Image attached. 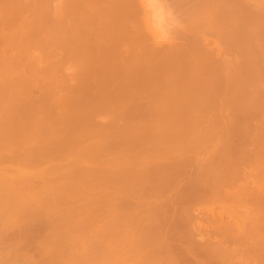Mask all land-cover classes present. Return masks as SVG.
Returning <instances> with one entry per match:
<instances>
[{"label":"bare ground","instance_id":"bare-ground-1","mask_svg":"<svg viewBox=\"0 0 264 264\" xmlns=\"http://www.w3.org/2000/svg\"><path fill=\"white\" fill-rule=\"evenodd\" d=\"M1 1L2 3H0V17H2V20L4 21V23L0 18V22L2 21L1 22L2 25L0 23V26L1 27L6 26V28L3 27L2 29H0L1 30L0 31V115L2 117L0 120L2 122L1 123L2 125L0 124V204L1 205L7 204L8 206L10 204L11 207H13L12 205H15L14 207H16L19 204V205H22L21 211L22 210L25 211L23 206L25 205L28 206V204L34 203L36 205L35 207L33 205H29V206L31 207L33 206L34 207L33 209L36 211L37 214H38V211L40 210L43 211L39 213H43L42 214L44 215L43 220L44 219L47 220V223H48L47 225H51L52 229H54L52 224L55 227L56 226L57 227L54 231L52 229H51L52 230L51 232L48 230L49 231L48 235L47 234H46L47 236L44 235L45 237H43L42 239L43 241L41 242V244L44 243L46 249L48 250L45 249L44 245L43 246L41 245L40 248L39 247L37 248V250L44 248L45 253L42 250H40L45 254L43 255L44 257L41 256L43 253H41L40 251L39 252L41 253V255H39L38 251H36L37 255L35 253L34 255H32V251L29 252L28 250L27 251L31 253L30 255L27 252H24V253L19 252L21 250V246L23 247L24 245L23 243H20V242H17V244H21L20 247L18 245L17 247L19 248L17 249L16 246H14L15 250L12 251L13 244H11L10 241L12 242L13 240H11L10 238L14 237L16 233L12 237H8L10 236V234L7 231L10 229L8 230L6 229V231H2L4 234H6V236L4 235L5 237L4 236L2 237L1 235L2 233L0 234V236L2 237L1 238L2 240L0 241L5 240L4 242H2L3 246H2V243H0L1 244L0 246L2 247V248L0 247V251L4 247H7V246H8V249L10 250L11 249L10 246H12L11 251L14 253L11 254L10 253L11 251L9 252L8 250L9 253L6 252L7 253L6 254V253H2L3 251L2 250L0 252V264H7L10 262H11L10 264H13V262L14 263L17 262L16 259L17 258L19 259L20 256H21V259L22 258L24 259L25 264H34V262H36L35 264H42V263H39L40 257H42L43 259L45 258L44 260H42L41 258V261L43 263L45 262L44 264H61V263L62 264H205V261H207L210 257H213L214 255H216L217 252H214L215 251L214 248L216 249V246L219 245L216 251L217 250L222 251L221 249L223 245L222 244L223 241L222 243L218 242L217 238H219L220 236L217 237L216 233L218 232L216 230H214V234H213V237H215L216 242L215 241L212 242L214 239L211 238L212 239L211 243L213 244L211 243H210L211 245L209 244L211 239L210 240L208 239L212 235L209 236L206 232H208L209 230L212 231L211 229L207 227L208 225L207 222H209L211 218L215 219V221L213 222L212 220V222L213 224L214 223L216 224L217 219H218L217 221L218 223L220 222L219 221L220 218L222 219L224 214L228 213L229 215L225 214V220L227 216V220L228 218H230V220L232 219L235 221L237 220V222L239 221L241 223L244 217H247V218L250 217L251 219L250 218L248 219H250L251 221L248 219L247 220L251 222L250 226L253 225V228L255 227L254 223L255 225H257V223L261 219L264 225V220H263L264 213L262 212L264 211L262 210V208H264V199H263L264 198V189H263L264 185L262 182L261 183L258 182L259 186L260 184H262L261 185L263 186V188H261L262 190L256 186L258 185L257 180L258 181L261 180V178H259L261 177V175L259 174L260 173L264 174V163H262L264 161V150H263L264 144L259 146L261 143H264V122H263L264 121V102H263L264 101L263 99L264 90H262L261 87L260 89L258 86H253V88L256 87L255 89H253L250 87L251 85L248 84L250 87V91L247 85H246L247 89H245L247 91H245L243 89L244 87L240 88L237 86L239 83H242L243 80H240L239 78H236L237 80L236 79L234 80L231 77L232 73L234 72L242 73L246 70H249L247 67L251 62L253 64L261 63L262 53L264 52V44L263 43L259 44L258 42L260 41L262 42V40H264V0H181L182 4L184 2L186 5H188V7L186 6L187 8L186 7L182 8V11L190 19L188 18L189 20L185 21L186 23H184L185 27H184V32L182 36L179 35L185 40V42L184 43L182 42V44L179 42L181 44V46L179 45L180 47H178L179 49L176 47L175 42H168L167 44H164L165 41L163 43H160L161 41L158 40L157 42L156 38L153 39L152 37L154 41L151 38H150L151 39L150 41L148 40V38L145 37L146 34L144 35L142 30L147 28L146 26L150 24V21L153 22V20L151 19L158 21L160 18V17L158 18V16L160 15L157 14V11L150 15H148L147 13L143 18L140 16L142 19L139 17L141 19L140 21L138 17L135 16V13L137 9L139 8L138 6H136V3L134 0H66L68 2H65L63 0L64 4L60 6L58 5V7L55 8V11L52 10V12L54 11L53 13L54 24L56 25L64 24V26H66V24L71 25V23L73 24L76 23V25L77 23H79V25L83 23L85 26L83 28L81 27V29H83L82 33H80L78 36L74 38L71 37V39L65 38L66 37L65 36L62 39L57 37L52 40H42V41L40 40L39 42L37 41L33 42L32 37L30 38V36H32L31 35L32 29L30 27V25H32L31 24L32 21L29 23V26H27V22L25 21L26 26H27L25 27L28 29L24 27L25 23H23V27L20 28L22 31L20 32L21 33L20 36L16 31V28L18 27L15 28L14 31H16V33L19 36L17 38L16 36H14L16 34L13 31L14 28H10V27H12L11 23L13 19L17 18V16L20 17L19 15H22L24 12H26L27 9L29 10V8H31V10L32 11L34 10L35 13L36 11H39V8H41L40 5H42L41 1L40 0H32V1L31 0H25V1L24 0H17V1L0 0V2ZM28 1L30 2V5ZM39 1L41 4H38ZM178 1L181 2L180 0H176V2ZM44 2L45 1H43V4L45 5ZM8 3L10 4L14 3L16 7L14 6V4L12 5V7L14 6L15 9L17 10L15 11L14 7L13 8L9 7L10 5ZM150 3L151 5L154 4V6L157 5L158 8L160 7L158 5L159 3L157 4V1L155 3L154 1H151L147 4H150ZM173 4L176 5L175 3ZM173 4L172 6H174ZM157 6L156 8L154 7V11L158 10ZM148 7L152 8V6L150 5L147 6V8ZM10 8L13 10H10ZM5 9H7L8 11L10 10V11L8 12ZM161 9H159L160 12L163 11V10L161 11ZM1 10L2 12H4L5 10V12L7 13L5 14V16L7 17L10 16L13 18L12 19L9 17L10 19H12V21L9 22L10 27L7 26L8 21L4 20L5 18L3 17L5 16L1 14L2 13ZM41 10L42 9H40V11ZM77 11L78 12L81 11V13H79L80 14L79 16L75 14ZM90 11H92V13H89ZM148 12H149V9H148ZM142 13H144V11ZM162 13L161 15H164ZM75 15L76 17L77 16L78 17L76 18ZM86 15L87 17H84ZM140 15H144V14H140ZM10 19L8 20L10 21ZM38 19L40 18L38 17ZM185 19L187 18L185 17ZM35 22H33L34 26H35ZM40 22L41 21L38 22L39 25H40ZM142 22L145 28H142L143 27L141 26ZM160 22L161 21L159 20L158 23ZM42 25H44V22L42 23ZM152 26H153V23H152ZM8 28H9L10 34L8 31L7 32L5 31V33L2 32V30L4 29L8 30ZM60 28L62 29V27ZM76 28L78 29L77 26ZM12 31L14 32V34ZM145 32L147 33V30ZM43 33H45V31ZM150 33H151L150 35L152 36L153 35L152 31ZM28 34L30 36H28ZM13 37H15V41H16L14 43H13L14 41ZM211 38L223 39L225 41V47L216 48L214 50L211 49L210 48ZM7 40H9V42L11 40V42L8 43ZM5 41H6V44L8 43L7 46H4ZM253 42L258 43V45L255 44L256 46L252 47L250 43H253ZM25 45L31 48L33 45H36L35 48L39 47L38 50H40L36 54L34 52L32 53V51L28 52L27 54H30L28 61H27V58L23 57V56L28 57L26 52H23L21 54L19 53L20 55L14 54V50H16L17 47L22 48L20 46H24L27 49V46ZM165 45H166V48L168 47L169 53L168 51H166L168 49H165ZM175 47L177 48V50H173ZM48 48H50L51 50L49 52L45 51V49H48ZM9 51L11 53H9ZM50 53L53 55L51 60L49 59ZM34 54L35 56H33ZM187 58H190V59H187ZM186 59L188 61H186ZM23 61L29 65L30 71L34 70V72L41 71L43 67L51 66L50 68L52 72L54 73V74L52 73L53 79L51 78L53 81L50 80L52 83H50L49 81L50 84H46V82L44 83L43 82L44 80H42L39 77L36 78L38 80L35 79V82H34V79L32 81V79L29 78L28 76L27 78L26 73L29 71V69H25L24 71L21 70V73L20 71L19 73L16 72L17 70L14 69L15 66L18 67V66L24 65L25 68L28 66V65H25ZM67 64H68L67 70H69V76H67L68 80H64L65 78L59 77V73L62 71L61 67L63 69L64 67H66ZM49 67L47 68L50 69ZM258 69L256 65L257 74L260 73L258 72ZM26 70L28 71L26 72ZM44 70L46 69L44 68L43 71ZM171 70H176L177 74L176 75L174 74L175 76L173 78H168L169 80H165L166 73H168V71H171ZM256 71H254V73H256ZM262 71L258 75L260 76L264 75L263 74L264 72ZM13 72L17 73V76L19 77V81L17 80L18 81L17 84L16 83H15L16 85L13 84V87H12V83L10 82L11 81L10 79L14 78V76L16 77V75L11 77L13 75ZM97 74L102 76L101 78L102 80L100 78L98 79L97 77V79L100 80L99 82L94 80V77ZM37 75L40 76V74H37ZM255 76H254V79H252L253 77L251 76L252 77L251 79L257 81L256 80L257 77L255 78ZM260 76H259V79H260ZM33 78L35 77L33 76ZM246 80L248 79H245L244 81L247 82ZM250 80H248V83L252 84L253 81L251 82ZM229 82H230V85L233 84L235 87L233 85H231L230 87L228 85ZM253 83L255 84L257 82H253ZM228 86L229 88H232V89H229ZM33 88H35V90L38 89L39 94H40L38 97L36 96V99L38 98L40 99V100L38 99V101H40V104H38L37 102L38 105H36L37 107L35 108L36 109L35 112H38L40 114L44 112L43 118L40 119L39 123H41L42 120H44V117L50 119V115H51V119L53 118L52 116H54V118L52 120L51 119L49 120L50 123L48 122V119L46 122L45 120L43 121V123L45 122L44 124L41 123L39 125V123L37 122L39 126L35 124V128L34 126L33 127L25 126L26 123L24 124V119H20L19 120L20 122L17 124H14V123L10 124L11 122L10 120L14 121L13 118L10 119L11 117L15 115L16 116L20 115L19 117H21L25 114L26 107L29 103L26 100L32 96L31 90ZM182 89H185V90H182ZM220 89L222 91L223 90L225 91L227 89L226 93L228 92V90L232 91V93L230 91L229 94L228 93L225 94L226 96L223 98L224 100L222 99L223 101H225L226 98H228L229 101L231 100L233 104V102H235L237 99L242 98V96L243 97L244 95L251 96L253 94L252 98L254 99V103L251 101L253 104L251 103L250 104L251 106L250 105L247 106V108L244 109L245 111L242 110L244 107L241 109L242 111L245 112L244 114L242 111H240V109H237L236 107L237 103L235 106L236 108L231 105H230V108L228 107L229 109L226 107V105L222 106V108L226 107L229 110V111L226 110V112L228 113H230V109H233L231 110V113L232 111L234 112V108H235L234 118L232 119L230 117L227 120L224 118V114L226 113L224 112L225 109L224 110L221 109L218 112L219 104L215 101L217 97L216 99L215 98L211 99V101L214 100L215 103L213 101L212 102L209 101L210 103H207L206 101H208V99H206L205 101L207 104H204L205 102L204 103L202 102V104L195 102L197 101L198 98H203V95L206 93L208 94L210 93L211 95H213V97L215 95L217 96L218 92L219 93L222 92ZM181 91H182V94L180 93ZM184 91H191L192 94H190L189 96V94L186 92L188 94L187 95ZM211 95H208V96L211 97ZM50 96L53 99L51 102H47V98H49ZM20 97H22L23 100L20 99ZM16 98H19L22 101L17 102L19 100L18 99L15 102L14 100ZM204 99L205 98H203V100ZM93 100L95 101L90 103V101H93ZM185 100L187 101L186 103H185ZM85 103H88L89 107L86 106L87 107L86 108ZM214 104L217 106V108L213 107ZM191 105L193 108H191ZM210 106H211V109L212 108L217 109L216 110L217 112H215L214 116H211V115L210 117L209 115L208 116L205 115V116L207 118L209 117L208 119H211L212 121L215 120L216 122L223 123V128L221 127V130L225 131L224 135L227 134L225 135V137L226 136L228 137L227 141L225 140L226 139L225 137L221 136L223 135V131H221L219 135V134H215L213 130H211V132L207 131L208 128L206 130L205 128L204 130L199 128V126L200 127L202 126L201 124L204 122V120L201 118H196V117L199 114H201V112L203 113L204 111L205 113L207 111L209 112ZM81 107L83 108V110H80L82 109ZM184 108L188 109L187 113L190 116L185 112ZM208 108L209 110H207ZM101 109L103 110L107 109V114H112V116L109 115L110 118L109 117L106 118V115H105L104 119L102 120L103 122L102 121L98 122L97 119H96L97 121H95V119L92 118L94 117V112L101 110ZM108 110L110 113L108 112ZM192 110H194L193 112H195L194 115H193ZM195 110L198 112H196ZM180 111L181 112L183 111V112L181 113ZM189 111L191 112V114ZM184 112L187 115V119L185 120L189 122L188 119H190L191 123L190 122L189 123L193 125V127L199 129V135L196 139L189 138V136L187 135L188 130H184L186 129V127H183V126H181L182 128L181 129L179 128L178 130L173 129V131H177L175 132L176 134L171 133V135H169L168 132H166L168 134H164L163 131H161V133H157L158 130L160 129L159 128L157 130L158 126L160 127L163 125L175 126L176 123L183 121L180 119L181 118L184 119V117L186 118V115ZM208 112L207 114H209ZM196 113L197 114L199 113V114L197 115ZM32 114L34 113L32 112ZM54 114H56L58 117H55ZM77 114L79 116L78 117L76 116L77 117L76 118L74 115H77ZM178 114H179V117L177 116ZM181 114L185 116H182ZM164 115H167V116H164ZM238 115L239 117L241 116V118H238ZM160 116H162L163 118ZM242 116H243V119L247 116H248L247 117L248 119L250 117H258V118L260 117L262 124L260 125L259 123V125H257V123L252 124V123L247 122L246 124L244 123V125H242L243 123H240ZM177 117L178 118L181 117L179 121L177 120ZM211 117H214V118H211ZM247 118L245 121H248ZM166 119H167V123L164 124L166 122ZM208 119H207L208 121L207 124L212 123L213 125H216L215 121L213 123L211 120L209 121ZM135 120H138V122L140 120V123H138L137 121L135 122ZM141 120L142 121L144 120V122H141ZM146 120L148 121V123ZM149 120L151 121L150 123H149ZM171 120L172 121L177 120L178 122L176 121L172 122ZM161 121L163 122V124H160L162 123ZM168 122L171 123V125ZM250 122H251V119H250ZM145 123L149 125H146ZM156 123H157V126H156ZM183 123L185 122L183 121ZM76 127H79V128L76 129ZM187 127H189V125ZM80 128H82L83 130L82 129L79 130ZM106 128L107 129L111 128L113 131L112 130H110L111 132L109 130H108L109 132L105 131ZM74 130H78L79 132L78 131L74 132ZM168 130L169 128L166 131ZM253 131H255L256 133H254ZM250 132H253L254 134L253 137H251ZM195 133H196V130H195ZM242 133L243 135L245 134L247 137L249 135V139H247V137L245 138V136L243 137ZM200 134H202V136ZM210 134L211 135L214 134L212 135V137H215V141H217L216 139L221 138V137L222 139H224L222 143H221L222 139H220L218 141V144L216 145L218 148L222 147L220 148L221 150L216 149L214 152H211L212 151L211 150L210 152L213 154L211 153H210L211 155L207 154L208 155V157L206 156L207 158L204 156L206 155L207 152L204 155L203 153H201L203 155V157L201 156V163L204 161L203 165L205 164L207 165L200 166L201 163L199 160H197L198 161L197 165L198 164L199 165L198 166L196 165L195 167L196 169L194 168L195 171H193L192 169L191 172H188L190 171L189 169L191 168L190 166L193 164V161L195 160V159L192 160V156L198 157L200 155V152L203 149L201 148L203 143L207 141L209 142L208 140L209 137L210 139H212ZM237 134L239 136L241 135L242 138H245V139L241 140L239 138L240 140L239 141L237 137V140L239 141V143H235V141H237L236 140V136H238ZM193 137H195V135ZM89 140H92V141L89 142ZM31 141L34 142V144L36 143L35 144L36 146ZM245 141H248L249 144L252 145V147L254 145H256V147L259 146L258 150L257 148L255 149L253 148V150H255L253 152L251 149L253 153L251 151L249 152V150L247 149L243 151L242 149H244V147L246 146V145L243 146L245 144ZM29 143L30 144L32 143L31 146H27ZM11 144L14 146H12ZM16 144L19 145L18 149H16L15 147ZM145 144H146V147H145ZM190 146L192 147L195 146V148H193V150L194 149L195 150L193 151L191 149L192 147L190 148ZM197 147L198 149L200 147L201 149V150L199 149L200 152L197 150ZM260 147H262L263 149L261 148L260 150ZM138 148H141V150ZM143 148H146V150L145 149L142 150ZM185 150L190 152V154L188 153L189 157L186 156L187 152ZM68 151H69V154L68 155L65 154V152L67 153ZM70 152H72V154H70ZM155 152L156 153L158 152L156 154L157 156L159 152L160 154L156 159H153L152 154H154ZM110 153L113 155H111ZM191 153L192 154L197 153V155H191ZM140 154L141 155L144 154V157L143 156L140 157ZM148 154L150 155V158H147L148 156L146 155ZM262 154L263 156H261ZM107 155H109V157ZM61 156L63 157V159H61L62 164L61 163L59 164V162L57 163V160L55 158L59 159L61 158ZM64 156H67V158ZM111 156L115 158H112ZM144 158L145 159L147 158V160H144ZM203 158L205 160H203ZM214 158H216V160H214ZM259 158H263V161L261 159L262 161L261 162ZM52 159L56 160L55 162L57 163V165L54 164L56 166L53 165V163L55 162L52 161ZM142 159L145 162H143ZM148 159H150V161H148ZM217 160L221 161L222 163L221 162L219 163L218 161V163H216L218 164L216 167V164L214 165L212 162L214 161L215 163V161ZM254 160H256V162ZM88 161H92V162L95 161L96 163L99 162V164H97V166L96 164H94V166L90 164H87V165L82 164ZM6 162H14L16 165L14 164L15 166L13 165L6 166L3 164ZM67 162H70V164H68ZM253 163L254 165L255 163L258 164L259 166L256 165V167H259V169L253 170L255 168V166L254 168H252ZM71 165L72 166L75 165V166L73 168H70ZM30 166L34 167L35 170L29 171L25 169L26 167L31 168ZM209 167H210V170H209L210 172L207 170L209 169ZM34 168H31L30 170ZM13 172H16V174H12ZM193 172L195 174H192ZM247 172L250 174H252V172L253 173L255 172L259 176L257 175L255 176V174H252V175L248 174L249 175L248 176ZM180 177H181V180L184 178L185 179L187 178L189 180H187L186 182H181ZM249 177H251V179ZM56 178L57 180H55ZM175 179L177 181H175ZM87 181H91V183L98 182L99 186H96L98 188L101 187V184H100L101 182L103 183L102 185L107 186V188L104 186L105 187V190H104L103 187H101L99 190L100 193L99 194L97 193V196H94V194L96 195V192L94 191L92 193L91 191L93 190L91 189H89L90 192L88 191L87 189L88 186L89 188H91L92 186L90 187L91 184H88V183L87 185H85ZM59 183L61 184L58 185ZM71 183L72 185H74L75 183L77 185L72 186ZM237 183H239L236 188L237 190L234 189L233 190L234 192L230 191V188L231 187L234 188L237 185ZM54 184H56L57 186H51ZM82 185H84L85 187ZM50 186L53 188L57 187L55 188L56 190L53 189V191H56L55 193L52 191L54 194L47 192ZM60 186H62L64 189L62 188L61 190ZM255 186L258 189H256ZM72 187L78 191L75 190L74 194L72 193L68 194L69 191L72 189ZM1 188H2V191H1ZM3 188H6V191H7V192L5 191L6 197L3 196L5 194V192L3 193V190H4ZM35 188H36V191L39 189L38 190L39 192L37 191V194L39 193L38 196L35 192H33L35 191ZM58 188H59L58 190L59 192H57ZM80 188H82V190L85 189L88 192V195H86L87 192L84 194V191L82 190L79 191ZM9 190L12 192H9ZM8 192L10 194H8ZM80 192H81V195L83 194V197L84 195H86L87 198L86 197H85L86 199L83 198V201H82L81 200L82 198L80 197L79 199L80 201L79 200L78 201L79 202L82 201L83 203L85 200H87V202H84L85 204L83 205L81 203L80 205L79 202L77 203L79 205H74L76 201L73 203L72 198L76 196V193H77V196L75 197L77 200V197L80 196ZM164 192H166V194ZM170 192L173 193L174 195H177V197H175L176 199H171L172 194ZM11 193H14L15 195L13 194L14 195L13 196L11 195ZM33 194L36 196L34 197ZM64 194H67L68 198L67 197L65 198ZM148 194L151 196V198L152 196H154V198H157V199L161 196V194L163 196L165 195L169 196L170 194L171 195L169 198H167L168 196L166 197L161 196L163 199L166 198L165 200L162 199L163 200L162 202L158 201V200H161L160 199L161 197L158 200L152 198L151 201L150 199H148L149 197H147L146 202L143 201L145 199L141 200L142 196L144 197L145 195L149 196ZM260 194L261 196H259ZM43 195H46L49 197H45ZM157 195H160V196H157ZM69 196H71L70 197L71 199H69ZM253 196H255V199L262 197L261 199L259 198L260 202L258 201V203L263 205L262 208L259 209L258 203H255V201L257 202V200H255ZM88 197L90 198L88 199ZM247 197L248 198L253 197L250 200L254 202L250 201ZM234 198L238 199L237 201L240 203H243L242 199L244 198L246 201L250 202V203L247 202L249 206L247 204L246 205L243 204L245 206L241 208V205H239V203H237L236 199ZM226 199L230 200L229 202L235 200L236 203L231 202V204L235 203L234 206L232 205L228 206V204L230 203L228 201L226 203L225 201ZM244 199L243 201L244 203H246ZM153 200H156L155 202L158 201L159 203H154L153 208L151 207L152 204H149L150 205L149 210H153V211L148 212V214L146 213V215L141 216L139 218L140 220L138 221L132 222V220H134V218L136 219L137 217V216H132L136 212L131 215L132 211H130L131 213L128 214L125 210L126 214L124 211L122 213L123 209L129 208L130 206L132 207L133 204H136L138 207L141 208L145 206L146 203H148L149 201L153 203L154 202ZM19 201L20 202L22 201V203L20 204ZM208 201L209 203H211L210 201H212V204L215 202L216 205L218 203L222 204L225 201L224 206L226 207L224 206L223 207L226 208L228 212L227 211L225 212L224 208L220 209L221 211L218 210L219 211L218 212L217 210H215L216 208H214L215 204L213 205L210 204L211 207H207L206 204ZM16 202L17 204H15ZM144 202H145V205L143 204ZM44 203L48 205L44 206L45 205ZM50 203L52 204V206L53 205L54 206L52 207L51 205H49ZM253 203L255 206L253 205ZM250 204L253 205L252 206L253 208H256L254 211L258 210L256 211L257 213L252 211L253 209L250 206ZM19 205L17 206L18 208H19ZM42 205L44 208L42 207ZM195 205L196 207L200 206L199 207L200 210H202L204 206L207 208V209L204 208L202 210L203 215H201V216L205 215L206 217L205 220H207V222L204 223L203 221L205 220L198 219L199 216L194 217L195 216V215L193 216L194 213L189 214V212H192L190 210H193V207ZM57 206L59 210L63 209L62 212H60L57 209ZM227 206L229 207V209H227L228 208ZM235 206L237 208H235ZM246 206L247 208L251 207L249 208L250 211L248 210L245 211V209H247L245 208ZM46 207L47 208L51 207L50 210L53 209L52 210L53 214L51 213V215L50 214L47 215V210L49 211V209H47ZM64 207H67V209L66 208L64 209ZM230 207L232 208L230 209ZM238 207H240L242 211L244 210V212L241 213L240 209L238 210ZM1 208L2 206H0V211L2 212L5 210L4 208H6V205L4 208H2L3 210ZM45 208L47 210L44 211ZM93 208H95V210L96 208H98L97 213L100 211L99 210L100 208L101 210L103 209L102 211L105 210L106 214H107L106 211H108V217L110 215L109 213H111L113 218H110L111 220H108L103 223L100 222L101 220L100 218H99V223H98L97 222L98 219L96 218L97 219L96 222L99 225L93 226L94 225L93 218L95 217V215L93 217L92 213L94 214L96 213L95 210L94 212H92ZM168 209H170L169 211H172V212H169ZM208 209H210L209 212L211 211L212 214L214 210L217 211L218 213L215 212L216 214H213V215L211 214L212 217L210 218V213H208ZM217 209H219V207ZM234 209H235V212H234L235 214H233ZM64 210H67V211L64 212ZM76 210L77 212L78 210L79 212H81V210L83 211L85 210L84 212L90 210L87 215L90 214L91 217H87V216L82 217L83 211L80 214L81 216H79V212L78 214H75ZM229 210L230 211L232 210V211L230 212ZM21 211H19L20 215L15 216L16 219L17 218L19 219L20 216L22 218L24 217L25 213L23 212L24 214H22L20 213ZM52 211H49V213ZM222 211H224L225 213ZM238 211L240 212V214L237 213ZM177 212H181V213H177ZM246 212L247 214L249 215L252 214V215L249 216V215L244 214L245 216L243 215L244 217L241 218L242 217L241 214L246 213ZM258 212H261L263 214L260 215V213L258 214ZM101 213L102 212H100V214ZM255 213H256V217H255ZM236 214L238 216L237 219L235 218ZM42 215L39 214L38 216L42 217ZM103 215L105 216V214ZM197 215L198 214H196V216ZM0 216H2V213L0 214ZM233 216H235L234 217L235 219L233 218ZM252 216L255 218H257V216H260V217L257 218V220H254L255 218H253ZM36 217H34L33 215L32 223L35 221V219L39 221V219L41 218V217L40 218L39 217L36 218ZM61 217L63 221L66 220L65 222L67 223V226L69 224L67 221L68 220L72 221L71 222L72 224H69L67 231L62 230V227L64 229L65 222L63 221L61 222L60 220ZM63 217L64 218L66 217V218L64 219ZM252 218H253V222L255 221L254 223H252ZM104 219H107V218L104 217ZM31 220L30 221L28 220L29 222L25 220L28 223L24 221L25 227L31 226L29 225V224H32ZM126 220L130 222L127 224ZM200 220H203V221H200ZM230 220H228V222ZM21 221L23 222V220ZM225 222L223 224H225ZM232 222L230 224L226 222L227 224L226 226L229 225L228 229H230L231 231L237 234V235L235 234L229 235L231 236V238L234 236L235 237L238 236V233H237L238 231H237V228L235 227L237 224L235 222L236 224L235 225ZM43 223L46 224L45 221ZM59 223L60 224L64 223L62 224L64 226L61 225V230L58 229L60 228ZM203 223L205 224V227L209 229L207 230L206 228L207 230V231L205 230L206 232L203 231V227H204ZM240 223H238V225L242 226L243 223L241 225ZM24 224H20V225L24 226ZM244 224L246 225V223ZM259 224L262 225L261 222L258 223V226H260ZM245 225L242 226V228L246 227ZM125 226L126 227L128 226L129 228L128 227L125 228ZM230 226L231 228L233 226L236 231L234 229H231ZM137 227H141L140 228L141 230H139L140 237L134 236L133 239H131V236L129 235L130 237L127 238L128 235H125L127 234L126 231H128V233H133L134 231H136L137 233L138 230L136 229H139ZM191 227L194 229H192ZM9 228H12V227H9ZM190 228L195 233L194 235L192 232H189L191 231ZM23 230L24 228L23 229L21 228V233H24ZM25 230L27 229L25 228ZM238 230L240 232L239 235H242V238H246L244 239L245 242L246 241L248 242V240H250L249 238L252 239L253 236L251 235H249V238L247 237L248 236L247 234L250 233V232L249 233L247 232V227L245 229L243 228L242 230L244 231V235H246V237L243 236V233L240 230V227ZM249 230L251 231L252 229H249ZM229 231H228V234L229 233L231 234V232ZM25 232H28V231H25ZM85 232H87V236H88V233L90 234V236L87 239L83 237L84 236L83 234ZM124 232L125 234L120 235ZM18 233L20 234L19 229H18L17 234ZM30 233H31V230H30ZM63 233L65 234V236ZM141 233L144 235L142 236ZM26 234L28 235V233ZM117 234H119V236H117ZM203 234L208 235L207 236L208 238H205V240H208V243L205 242L203 238ZM61 235H62V238H61ZM112 235L114 236L116 235L118 240L114 236H113V240H111ZM121 236H122V239L119 238ZM226 236L227 235L222 236V240ZM46 237H47L48 243L45 241ZM82 237L86 242L82 239ZM137 237H138V240H137ZM172 237H176L179 243L180 242L183 243L184 241L186 243L189 241L188 245L186 246L184 245V243L183 244L180 243L184 246H181L182 248L179 249L178 246H180V244L177 245L179 249V251H177V247L173 243V241L177 242L173 240L176 238H172ZM235 237L232 239L237 238ZM239 237H240L239 239H241V236ZM5 238L9 239L8 241L10 245L9 244L7 245L8 241L6 243ZM59 238H61L62 240ZM170 238H172V240ZM226 238L231 239L230 237H226ZM56 239L63 241L64 244H62L61 248H60V244L62 242L60 241V244H59V241L57 242ZM188 239H192V240H188ZM197 239H199L198 241L204 240V243H206L205 244L206 247H205L202 241L201 243L197 242L198 245L200 244L204 245V246L200 245L199 247H200V250H202L203 248L202 251L204 253L206 251L208 252L207 256H209L210 252L211 253L213 252L212 254L214 253L215 254L212 255L210 253L212 256L210 255L208 258L206 254H204L207 260L202 259L200 262H197L194 256H196L197 252H199L200 250L198 251L194 249V251L195 252L197 251V252L196 254H193L194 247L192 245V242L194 241L193 242L194 246L198 247L197 244L195 245V241H197ZM256 239L254 242H253V239H252V242L251 241L249 242L250 244H253V247L257 252L258 250L256 248L259 249V245L262 243L263 237H261L260 244L257 243L258 241L256 242ZM228 240L226 239L227 242ZM74 241H76V243ZM77 241L82 242V244L79 243L80 244L79 245ZM226 241H225L224 246L228 247V249L225 248V250L227 252L229 250L231 255H232V249L236 245H237L236 248H239L240 246L239 249L241 250L239 251V249H237L238 251L237 252L235 251L236 248H234L235 250H233V255L231 256L227 254L226 251L224 252V248H223V251H222L223 253L219 252L220 254L218 253L217 255L220 258H218L217 256H214V258L217 257V260H218V263H217V260L214 261L215 264L216 263L219 264V261H221V259L225 260L224 261L225 264H228V263L231 264V261L230 262H226V261L232 259V257H234L235 259L236 257H238L239 254L242 255L241 257L245 256L243 258L240 257L241 259H244L247 256L246 258L248 259L247 261H244L245 259L241 260V261H244L245 263L247 262V264H249L250 262H253L254 264H256V262L251 261V260L255 259V261H257L258 258L260 259L259 256L263 257L261 254H263L264 249L261 253L259 251L257 252L259 254V255L257 254L258 255L257 257L256 252L252 253L255 250L251 248L252 246L251 247L249 246L250 244H248V247H249V248L247 247L248 250L245 248L247 244H243L244 248L246 249L245 250L244 248L243 249L241 248L242 244L238 242V241L242 242L241 240H238V241L232 240L234 242V245H232L233 246L232 248H229L231 245L228 244L231 241L229 240V242L227 243V246H226ZM236 241L240 244L239 246ZM54 242H56L57 244L55 245ZM4 243H6V245ZM255 243L258 244L257 247ZM208 244L211 249H209ZM78 245L80 247H78ZM63 247H65V249L67 248V250L69 249L72 250L70 251L72 253H69L68 255L69 251L65 250L66 251L65 252L64 249L62 250ZM74 247L76 248L72 249ZM95 247L99 248L97 249V251L98 250L100 251L98 252L100 253L99 255L103 253L102 255L104 256L103 257L102 255L100 256L102 257V259L99 258V255L98 257H94L96 252H94V250L92 249H96ZM145 247H148L149 250L146 251L147 248L145 249ZM260 247L264 248L262 244ZM50 248L55 249L56 252L55 250H51ZM204 248H206L207 250L205 251ZM261 248L259 249L260 251H261ZM89 249H90V252L92 250L91 254L94 252V255L93 254L92 255L95 259L98 258L99 260L100 259L101 260L99 261L98 259H96L95 262H92L93 260L90 258L91 254L89 255V252H88ZM100 249H102V251ZM208 249L210 251H208ZM5 250L6 249H4L3 252H5ZM61 250L62 252L64 251V253L61 254L60 253ZM244 250L247 251L249 255ZM86 252L88 254L85 255ZM203 252L198 253V255L203 254ZM242 252H245L246 255L245 253L243 254ZM21 253L22 255H24L25 253L26 254L22 256L20 255ZM224 253L227 255L228 260L226 259V255L224 256ZM63 254L64 255L66 254L65 258L63 257ZM70 254L72 255L71 257H69ZM83 254L85 256H83ZM221 254L223 255L219 256ZM228 255L231 257L229 258ZM250 255H251V258L250 257L248 258V256ZM33 256H35L34 258L36 260L33 258ZM36 256H38L37 258L39 259H37ZM83 257L84 258L86 257V258L84 259ZM254 257H257V259ZM240 258H237V259H240ZM23 259L21 261H23ZM81 259H83L84 261ZM89 259L91 261H89ZM259 259L257 261L259 263L257 264H261V263L263 264L264 260L262 259L263 260L262 261L260 259L261 261H259ZM37 261L39 262L37 263ZM237 261L243 264V262H241L240 260H236V262ZM208 263H209V260H208ZM211 263L213 264L212 259H210V264ZM221 264H224V263L221 262ZM232 264H234V261L232 262Z\"/></svg>","mask_w":264,"mask_h":264},{"label":"rangeland","instance_id":"rangeland-1","mask_svg":"<svg viewBox=\"0 0 264 264\" xmlns=\"http://www.w3.org/2000/svg\"><path fill=\"white\" fill-rule=\"evenodd\" d=\"M14 1H17V0H14ZM14 1H12V2H14ZM24 1H25V0H24ZM31 1H32V0H31ZM40 1H41V3H42V5H40L41 8H39V11H36V13L38 12L39 14H38V13L36 14V13L34 12V10L32 11L31 8H29V10L27 9L26 12H24L22 15H19L20 17L17 16V18L14 17L15 19H13V18L10 17V16H8V17L5 16V14H7V13L5 12V10H7V9H5L4 12H2V10H1V12H2L1 14H3V15L5 16V17H3V18H5L4 20H7V21H8V25H7V26L10 27L9 22H11L12 19H13V21H12V23H11L12 27H10V28H14V29H13V31H14L15 28L18 27V28H16V31H17V33H18L19 36H20V34H21L20 32H22L20 28L23 27V23H25V21H26V22H27V26H29V23L32 21V23H31L32 25H30V27H31V29H32V32L30 31L32 36H30L29 34H28V36H30V38L32 37V41H33V42H36V41L39 42L40 40H41V41H42V40H52V39L57 38V37L60 38V39H62V38H64L65 36H66L65 38H70V39H71V37L74 38V37L78 36L80 33H82L83 29H81V27L83 28V27L85 26L83 23H81L80 25H79V23H77V25H76V23H75V24L71 23V25L74 26L75 28L72 27V26L69 25V24H66V26H64V24H62V25H56V24H54V21H53V20H54V19H53V13H54V11H55V8L58 7V5L60 6V5L64 4V1H65V2H68V1H66V0H64V1H63V0H50V1H49V0H48V1H46V0H40ZM40 1L38 2V4H41ZM43 1H45V2H44L45 5L43 4ZM134 1H135V3H136V6H138V8H139V9H137V11H136V13H135V16L138 17V19H139L140 21H141V19H142L147 13H148V15H150V14H152V13H154V12L157 11V14L160 15V16H158V18L160 17V18H159V20L161 21L160 23H158L159 20H158V21H157V20L155 21L154 19H151V20H153V22L150 21V24L146 26L147 28H145V27L143 26V22H142V25H141V26H143L142 28H145V29H143V30H145V31L147 30V33H146L145 31H143V30H142V32L144 33V35L146 34L145 37L148 38V40L151 41V39H152V37H153V39L156 38L157 42H158V40L161 41L160 43H163V42L165 41L164 44H167L168 42H175L177 48L181 46L182 42H183V43L185 42V40H184L181 36H182V34H183V32H184V27H185L184 23H186L185 21H188L190 18H189L187 15H185V14L183 13L182 8H185L186 6L188 7V5H186L184 2H183V4H184V5H183L181 0H180L181 2H179V1L176 2V0H170L171 3L169 2V0H167V1H166V0H151V1H154V3L157 1V4L159 3L158 5H159L160 7L162 6L161 8H163V9H161L160 7L158 8V6L156 5L157 8H158V10H155V11H154V7L156 8V6H154V4L151 5V3H150V4H147V3L151 2L150 0H149V2H148V0H141V1H140V0H138V1L134 0ZM28 2H29V1H28ZM85 2H86V1H85ZM0 3H2V1H1ZM3 3H5V2H3ZM31 3H33V2H31ZM143 3H144V4H143ZM173 3H175L176 5H174ZM178 3H179V4H178ZM8 4L10 5L9 7H12V5H13L14 3H13V4H12V3H11V4L8 3ZM27 4H28V3H27ZM119 4H120V3H119ZM172 4H173L174 6H172ZM177 4H178V5H177ZM1 5H2V4H1ZM29 5H30V2H29ZM43 5H44V6H43ZM46 5H47V6H46ZM143 5H144L145 7H144ZM149 5L152 6L153 9H152L151 7H148V8H147V6H149ZM14 6L16 7L15 4H14ZM14 6H13V7H14ZM42 6H43V7H42ZM177 6H178V7H177ZM13 7H12V8H13ZM15 7H14V10L16 11L17 9H15ZM187 7H186V8H187ZM7 8H8V7H7ZM145 8H146V9H145ZM40 9H42V10H41L42 12L40 11ZM45 9H46V10H45ZM47 9H48V10H47ZM144 9H145V10H144ZM148 9H149V12H151V11H152V12L149 13V12H148ZM159 9H161V11L163 10V11H162L163 13L160 12ZM180 9H181V10H180ZM10 10H13V9L10 8ZM10 10H9V11H10ZM52 10H54V11L52 12ZM138 10H139V11H138ZM146 10H147V12H146ZM175 10H176L177 12H176ZM7 11H8V10H7ZM9 11H8V12H9ZM29 11H30V12H29ZM48 11H49V12H48ZM143 11H144V13H142ZM178 11H179V12H178ZM32 12H33V13H32ZM40 12H41V13H40ZM44 12H45V13H44ZM50 12H51V13H50ZM145 12H146V13H145ZM180 12H181V13H180ZM10 13H12V12H10ZM28 13H29V14H28ZM46 13H47V14H46ZM79 13H81V11H80V12L77 11L75 14H77V15L79 16V15H80ZM82 13H83V12H82ZM89 13H92V11H90ZM89 13H88V14H89ZM161 13L164 14V15H161ZM182 13H183L184 15H183ZM140 14H144V15H140ZM8 15H10V14H8ZM41 15H42V17H41ZM43 15H44V17H43ZM90 15H91V14H90ZM45 16H46V17H45ZM78 16H77V17H78ZM140 16H141L142 18H141ZM9 17L12 18V19H10ZM33 17H34V18H33ZM36 17H37V19H36ZM38 17H39L40 19H38ZM50 17H51L52 19H51ZM75 17H76V15H75ZM77 17H76V18H77ZM84 17H87V15L84 16ZM88 17H89V16H88ZM139 17H140L141 19H140ZM162 17H163V19H162ZM185 17H186L187 19H185ZM0 18H1V20H2V17H0ZM27 18H28V19H27ZM82 18H83V16H82ZM158 18H157V19H158ZM188 18H189V19H188ZM8 19H10V21H9ZM35 19H36V20H35ZM42 19H43V21H42ZM83 20H84V19H83ZM2 21H3V20H2ZM2 21H1V22H2ZM7 21H6V22H7ZM35 21H36V22H35ZM39 21H41V22H40V25H39V23H38ZM46 21H47V22H46ZM154 21H155V22H154ZM1 22H0V23H1ZM33 22H35V26H34V23H33ZM43 22H44V25H42ZM50 22H52L53 25H52V23H50ZM83 22H84V21H83ZM3 23H4V21H3ZM152 23H153V26H152ZM21 24H22V26H21ZM1 25H2V23H1ZM37 25H38V26H37ZM78 25H79V26H78ZM154 25H155V26H154ZM156 25H157V26H156ZM159 25H160V27H159ZM19 26H20V27H19ZM25 26H26V23H25L24 27H25ZM27 26H26V27H27ZM39 26H40V28H39ZM46 26H47V27H46ZM70 26H71V27H70ZM76 26L78 27V29L76 28ZM139 26H140V25H139ZM139 26H138V27H139ZM141 26H140V27H141ZM3 27L6 28V26H3ZM3 27L0 26V29H2ZM26 27H25V28H26ZM37 27H38L39 29H38ZM60 27H62V29H61ZM69 27H70V28H69ZM46 28H47V29H46ZM68 28H69V29H68ZM72 28H73V29H72ZM150 28H152V29H150ZM26 29H28V28H26ZM41 29H42L43 32L45 31V33H43V32L41 31ZM63 29H64V30H63ZM65 29H66V30H65ZM10 30H12V29H10ZM22 30H23V29H22ZM29 30H30V29H29ZM33 30H34V31H33ZM35 30H36V31H35ZM48 30H49V31H48ZM58 30H59V31H58ZM76 30H77V31H76ZM0 31H1V30H0ZM5 31H6V32H7V31L9 32V28H8V30H6V29L2 30V32H4V33H5ZM13 31H12V32H13ZM16 31H14V32L16 33ZM38 31H39V33H38ZM62 31H63V32H62ZM79 31H80V32H79ZM151 31H152V33H153L154 36H153V35H152V36L150 35V34H151V33H150ZM14 32H13V34H14ZM57 32H58V33H57ZM64 32H65V33H64ZM67 32H68V33H67ZM69 32H70V33H69ZM148 32H149V33H148ZM17 33H16V34H17ZM63 33H64V34H63ZM9 34H10V32H9ZM16 34H15L14 36H16V38L19 37L18 34H17V35H16ZM56 34H57V35H56ZM73 34H74V35H73ZM148 34H149V36H148ZM33 35H34V36H33ZM70 35H71V36H70ZM179 35H181V36H179ZM12 36H13V35H12ZM60 36H61V37H60ZM147 36H148V37H147ZM44 37H45V38H44ZM41 38H42V39H41ZM150 38H151V39H150ZM175 38H176V39H175ZM180 38H181V39H180ZM13 39H14L13 43L16 42V41H15V37H13ZM153 39H152V40H153ZM16 40H17V39H16ZM176 40H177V41H176ZM179 40H180V41H179ZM150 41H149V42H150ZM153 41H154V40H153ZM7 42L10 43L11 40H10V42H9V40H7ZM179 42H180L181 44H180ZM8 43L6 44V41H5L4 46H7ZM151 43H152V42H151ZM258 43H259V44H262V43L264 44V40H262V42L260 41V42H258ZM258 43L253 42V43H250V45H251L252 47H253V46L255 47L256 45H258ZM5 44H6V45H5ZM255 44H256V45H255ZM2 45H3V43H2ZM177 45H178V46H177ZM179 45H180V46H179ZM25 46H27V45H25ZM31 46H32V45H31ZM20 47H22L23 49L17 47L18 49L16 48V50H14V54L18 55L19 53L21 54V53H23V52H26V54H27L28 52H31V51H32V53L34 52V53L36 54L37 52L40 51V50H38L39 47L35 48L36 45H33L32 48L27 46V49H26L24 46H20ZM176 47H175L173 50H177ZM222 47H223V48L225 47V41H224L223 39H220V38H211V44H210V48H211V49L214 50V49H216V48H222ZM29 48H30V49H29ZM20 49H22V50H20ZM165 49H168V47L166 48V45H165ZM178 49H179V48H178ZM50 50H51L50 48L45 49V51H48V52H49ZM166 51H168V53H169V49L166 50ZM15 52H16V53H15ZM164 52H165V51H164ZM9 53H11V52L9 51ZM12 53H13V52H12ZM165 53H166V52H165ZM20 54H19V55H20ZM35 54H34L33 56H35ZM263 55H264V52L262 53V59H263V61H262V59H261V63H260V64H253V63L251 62V63L248 65L247 68H248L250 71H249V70H246V71H244V72H242V73H238V72H234V73H232L231 77H232L234 80H235L236 78H239L240 80H243V82H244V83H243V82H242V83H239L240 85L238 84V85H237L238 87H240V88H243V87H244L243 89L245 90V89H247V86H248L249 91H250V87L253 88V86H258L259 88L261 87L262 90H264V75H262V76L258 75V74L261 73L262 70H263L262 72H264V56H263ZM27 56H28V57H26V56H23V57L27 58V61H28V58L30 57V54H27ZM52 56H53V55L50 53V58H49V57H48V58L51 60V59H52ZM25 58H24V60H25ZM187 59H190V58H187ZM187 59H186V61H188ZM23 62H24V61H23ZM24 63H25V62H24ZM20 65H22V64H20ZM25 65H28V64L25 63ZM256 65H257V69H258V67H259L258 72H260V73H258V74H257V71H256ZM64 66H65V65H64ZM67 66H68V64L66 65V67L63 68L64 70H63L62 67H61V70H62V71L59 73V77H60V78H61V77H62V78H65L64 80H68V79H67V76H69V70H67V68H68ZM47 67H49V66H47ZM47 67H43L42 70L39 71V72H37V71L34 72V70H33V71H30V69H29V65H28L26 68H25L24 65H23V66H18V67L15 66L14 69H16V70H17L16 72H18V73H19V71H20V73H21V70L24 71L25 69H29V71L26 70V72L28 71V72L26 73V77L28 76L29 78L32 79V81H33V79H34V82H35V79H36L37 77H39V78H41L42 80H44V81H43L44 83L46 82V84H50V83H52L51 81H53V80H52V79H53V76H52V75H53L54 73L52 72V70H51V68H50L51 66L49 67L50 69H48ZM252 67H253V68H252ZM254 67H255V68H254ZM44 68H45L46 70L43 71ZM260 68H261V70H260ZM262 68H263V69H262ZM47 69H48V70H47ZM254 69H255V70H254ZM49 70H50V71H49ZM65 70H66V71H65ZM252 70H253V71H252ZM14 71H15V70H14ZM173 71L176 72V70H171V71H168L169 74L166 73V75H165V76H166V77H165V80H169L168 78H173V77L177 74V72L175 73V72H173ZM251 71H252V72H251ZM254 71H256V73H254ZM31 72H32V73H31ZM47 72H48V73H47ZM14 73H15V72H13V75H12V76L9 75V76H11V77H13L14 75H16V77L14 76V78H12L13 80L10 79V80H11L10 82L12 83V87H13V84H15V83L17 84V82L19 81V77L17 76V73H15V74H14ZM52 73H53V74H52ZM11 74H12V73H11ZM27 74H28V75H27ZM35 74H36V75H35ZM37 74H40V76L37 75ZM66 74H67V75H66ZM174 74H175V75H174ZM241 74H242V75H241ZM248 74H249V75H248ZM255 74H256V76H255ZM263 74H264V73H263ZM18 75H19V74H18ZM168 75H169V76H168ZM239 75H240V76H239ZM246 75H247V77H246ZM257 75H258V76H257ZM33 76H34L35 78H33ZM51 76H52V77H51ZM65 76H66V77H65ZM99 76H100V75L97 74V75L94 77V80H96V81L99 82L100 80H98V79H99V78H100V79L102 78V76H100V77H99ZM171 76H172V77H171ZM251 76H252L253 78H252ZM254 76H255V78L257 77V79H256L257 81L252 80V79H254ZM259 76H260V79H259ZM17 77H18V79H17ZM28 77H27V78H28ZM97 77H98V79H97ZM234 77H235V78H234ZM240 77H241V78H240ZM244 77H246V78H244ZM248 77H249L250 79H251V78H252V79L250 80ZM51 78H52V79H51ZM68 78H69V77H68ZM243 78H244V79H243ZM14 79H15V80H14ZM245 79H248V80H250L251 82L253 81V82H257V83L254 84V83L252 82V84H251V83H248V80H246L247 82H245V81H244ZM17 80H18V81H17ZM36 80H38V79H36ZM45 80H46V81H45ZM50 80H51V81H50ZM101 80H102V79H101ZM236 80H237V79H236ZM15 81H16V82H15ZM30 81H31V80H30ZM49 81H50V83H49ZM31 83H32V82H31ZM16 84H15V85H16ZM46 84H45V85H46ZM248 84L251 85V86L249 87ZM222 85H223V84H222ZM228 85L231 87V85H233V84L230 85V82H229ZM246 85H247V86H246ZM229 86H228V88H229ZM233 86H234V85H233ZM14 87H15V86H14ZM234 87H235V86H234ZM236 88H237V87H236ZM236 88H235V89H236ZM255 88H256V87H254L253 89H255ZM261 88H260V89H261ZM229 89H232V88H229ZM180 90H181V89H180ZM180 90H179V91H180ZM182 90H185V89H182ZM220 90H221V89H220ZM226 90H227V89H226ZM226 90H225V91H224V90H223V91L221 90L222 92H221V91H220L221 93L218 92V95H217V96L215 95L214 97H213V95H211L210 93H209V94L206 93V94L203 95V98H205L204 100H203V98H198L199 101H198V99H197V101H195V102L202 104V102L204 103V102L206 101V99H208V101H206V102H207V103H210L209 101H211V99H214V98L216 99V97H217V99H216L215 101L219 104V106H218V107H219V108H218V112H219L221 109H223V110L225 109L224 112H226V110H228V109L230 108V105L235 107V106H236V103H237V106H236L237 109H240V111H242V110L246 109L247 106H249L252 102L254 103V99L252 98V95H253V94H252L251 96H249V95H244V97L242 96V98L237 99L235 102H233V104H232V101L230 100V101H231V102H230L228 98H226V100L223 101V100H224L223 98L226 96L225 94H227V93L229 94V92L231 91V90H230V91L228 90V92L226 93ZM236 90H237V89H236ZM236 90H235V91H236ZM251 90H252V89H251ZM235 91H234V93H235ZM245 91H247V90H245ZM184 92H185V93L187 92V93L189 94V96H190V94H192L191 91H184ZM180 93L182 94V91H181ZM187 93H186V94H187ZM231 93H232V91H231ZM186 94H185V95H186ZM188 94H187V95H188ZM31 95H32V96H31L32 98L30 97V98H28V99L26 100L27 102H29L28 105H27V107H26V112H25V114H26L27 116H26L25 114H24L23 116H21V117H19L20 115H19V116H18V115H17V116L15 115V116L11 117L10 119L13 118V120H14L16 123H15L14 121L10 120V121H11L10 124H12V123L17 124V123L20 122V121H19L20 119H24V124L26 123L25 126H27V127H33V126H34V128H35V124L38 125L37 122L39 123L40 119L43 118V113H44V112H42V114H40V113H38V112H35V111H36L35 108L37 107L36 105L40 104V101H38L39 98L36 99V96L38 97V96L40 95V94H39V90H38V89L35 90V88H33V89L31 90ZM208 95H211V97L208 96ZM230 95H231V94H230ZM204 96H205V97H204ZM207 96H208V97H207ZM218 96H219V97H218ZM248 96H249V97H248ZM185 97H186V96H185ZM212 97H213V98H212ZM218 98H219V99H218ZM18 99H19V98H16L14 101L16 102ZM20 99L23 100L22 97H20ZM20 99H19L17 102L22 101V100H20ZM52 99H53V98L50 96L49 98H47V102H51ZM222 99H223V100H222ZM252 99H253V100H252ZM263 99H264V98H263ZM31 100H32V101H31ZM39 100H40V99H39ZM94 101H95V100L90 101V103H92V102H94ZM176 101H177V100H176ZM183 101H184V99H183ZM183 101H182V102H183ZM212 101L215 103L214 100H212ZM212 101H211V102H212ZM233 101H234V100H233ZM251 101H252V102H251ZM30 102H31V103H30ZM37 102H38V104H37ZM177 102H178V101H177ZM186 102H187V101L185 100V103H186ZM188 102H189V101H188ZM206 102H205L204 104H207ZM227 102H228V104H227ZM263 102H264V101H263ZM185 103H184V105H185ZM197 103H196V104H197ZM217 103H216V104H217ZM221 103H222V105H221ZM224 103H225V104H224ZM230 103H231V104H230ZM253 103H252V104H253ZM86 104H87V105H86ZM238 104H239V105H238ZM182 105H183V104H182ZM182 105H181V106H182ZM214 105H215V104H214ZM214 105H213V107H214V108H217V106H216V105L214 106ZM225 105H226L227 108H228V107H229V108H228V109H227L226 107H225V108H224V107L222 108V106H225ZM227 105H228V106H227ZM86 106L89 107V104H88V103H85V107H86ZM211 106H212V105H211ZM211 106L209 107L210 110H209V108L207 109V110H209V112L206 110L209 114H207V112L205 113V111H204V113L201 112V114H199V113H200V112H199V113H198L199 115L196 113L198 116L195 114L197 117H196V116H194V117H196V118H201V119L204 120V122L201 124L202 126H201V127L199 126V128H201V129H203V130H204V128H205V130L208 128L207 131L211 132V130H213V132H215V134H219L221 131H223V135H224L225 131H224V130H221V127L223 128V123L216 122V121L214 120V121L216 122V123H215L216 125H213L212 123H211L212 125H211V124H207V122H208L207 119L210 117V115H211V116H214V115H215V112H217V111H216L217 109H214V108L211 109ZM240 106H241V107H240ZM250 106H251V105H250ZM38 107H39V106H38ZM83 107H84V105H83ZM87 107H86V108H87ZM185 107H186V106H185ZM187 107H189V106H187ZM194 107H195V106H194ZM236 107H235V108H236ZM238 107H239V108H238ZM243 107H244V108H243ZM81 108H82V107H81ZM180 108H181V107H180ZM191 108H193L192 105H191ZM191 108H190V110H191ZM195 108H196V107H195ZM235 108H234V112H235ZM242 108H243V109H242ZM33 109H34V110H33ZM37 109H38V108H37ZM79 109H80V108H79ZM79 109H78V110H79ZM104 109H105V108H104ZM184 109H185V108H184ZM213 109H214V110H213ZM241 109H242V110H241ZM78 110H77V111H78ZM80 110H83V108L80 109ZM101 110H102V111H101ZM101 110H98V111L94 112V117H92V118H94L95 121H97V120H98V122H99V121H102V120L104 119L105 115H106V118L109 117V115L112 116V114H107V109H106V110L101 109ZM187 110H188V109H185V112H186V113H187ZM231 110H233V109H230V113H231ZM31 111H32L34 114H32ZM183 111H184V110H183ZM183 111H182V112H183ZM193 111H194V110H192V112H193ZM195 111H196V110H195ZM211 111H212V112H211ZM213 111H214V113H213ZM228 111H229V110H228ZM244 111H245V110H244ZM244 111H242L243 114L245 113ZM108 112H109V110H108ZM180 112H181V111H180ZM182 112H181V113H182ZM185 112H184V113H185ZM189 112H190V111H189ZM196 112H198V111H196ZM234 112L232 111L233 114H234ZM237 112H238V111H237ZM109 113H110V112H109ZM174 113H175V111H174ZM174 113H172V114H174ZM186 113H185V115H186ZM194 113H195V112H193V115H194ZM212 113H213V115H212ZM226 113H228V112H226ZM226 113L224 114V118L227 119V120H228V118H230V117L233 119L234 116H235V114L233 115V114L231 113V115H230V113H228V114H226ZM239 113H241V112H239ZM74 114H76V113H74ZM95 114H96V115H95ZM187 114H188V113H187ZM190 114H191V112H190ZM202 114H203V115H202ZM236 114H237V113H236ZM243 114H242V115H243ZM46 115H47V114H46ZM46 115H45V116H46ZM54 115H55V117H58L56 114H54ZM92 115H93V114H92ZM107 115H108V116H107ZM168 115H169V113H168ZM181 115H182V114H181ZM185 115H182V116H185ZM188 115H189V114H188ZM200 115H201L202 117H201ZM205 115H207V116L209 115V117L207 118ZM216 115H217V114H216ZM228 115H229V116H228ZM74 116H75V117H76V116L78 117L79 115L77 114V115H74ZM164 116H167V115H164ZM177 116L179 117V114H178ZM189 116H190V115H189ZM243 116H244V115H243ZM243 116H242V119H241L242 122L240 121V123H243L242 125H244V123L246 124L247 122H248V123H252V124H253V123H255V124L257 123V125H259V123H260V125L262 124V123H261V119H260V117H259V118H258V117H250V118L248 119V118H247L248 116H247V117H245V118L243 119ZM48 117H49V116H48ZM52 117L54 118V116H52ZM72 117H73V116H72ZM75 117H74V118H75ZM77 117H76V118H77ZM99 117H101V118H99ZM102 117H103V118H102ZM160 117H162V116H160ZM170 117H171V116H170ZM173 117H174V116H173ZM178 117H177V120L179 121V119H180L181 117H180V118H178ZM205 117H206L207 119H206ZM215 117H216V116H215ZM236 117H237V116H236ZM1 118H2V117H1V115H0V120H1ZM53 118H52V119H53ZM109 118H110V117H109ZM162 118H163V117H162ZM164 118H166V117H164ZM191 118H192V117H191ZM211 118H214V117H211ZM238 118H241V116L239 117V115H238ZM246 118L248 119V121H245ZM47 119H48V122H49V120L51 119V115H50V119L44 117L45 122L47 121ZM52 119H51V120H52ZM96 119H97V120H96ZM185 119H187V115H186V118L184 117V119H182V118L180 119V120H183L185 123H183V121L178 122L177 120H175L176 122H178V123L175 124V126L172 125V126L175 127V128H173L172 126H169V125H168V126L163 125V126H161V127L158 126L157 130H158L159 128H160V129L158 130L157 133H161V131H163L164 134H168V133H169V135H171V133H172V134H176L175 132H177V131H173V129H174V130H175V129L178 130L179 128H180V129L182 128L181 126H183V127H186V129H184V130H188V131H187V135L189 136V138H195V139H196V138L198 137V135H199V129L193 127V125L190 124V123H191L190 119H188L190 123H189L187 120H185ZM194 119H195V118H194ZM250 119H251V122H250ZM25 120H26V121H25ZM44 120H42L41 123H43ZM191 120H192V119H191ZM208 120L210 121L211 119H208ZM229 120H230V119H229ZM239 120H240V119H239ZM136 121L138 122V120H135V122H136ZM146 121H147V120H146ZM155 121H157V120H155ZM155 121H154V123H155ZM163 121H164V120H163ZM169 121H170V120H169ZM171 121H172V120H171ZM175 121H172V122H175ZM211 121H212V120H211ZM214 121H212V122L214 123ZM221 121H222V120H221ZM244 121H245V122H244ZM45 122H44V123H45ZM102 122H103V121H102ZM141 122H144V120H143V121L141 120ZM150 122H151V121L149 120V123H150ZM161 122H162V121H161ZM164 122H165V121H164ZM186 122H187V123H186ZM263 122H264V121H263ZM1 123H2V122L0 121V124H1ZM41 123H39V125H40ZM44 123H43V124H44ZM49 123H50V122H49ZM138 123H140V120H139ZM147 123H148V121H147ZM166 123H167V119H166V122H165L164 124H166ZM168 123H169V122H168ZM145 124H146V123H145ZM160 124H163V122L160 123ZM169 124L171 125V123H169ZM180 124H182V125H180ZM1 125H2V124H1ZM39 125H38V126H39ZM142 125H143V124H142ZM146 125H149V124H146ZM154 125H155V124H154ZM188 125H189V127H187ZM204 125H205V127H204ZM207 125H208V126H207ZM156 126H157V123H156ZM176 126H177V128H176ZM170 127H172V128H170ZM212 127H213V128H212ZM215 127H216L217 129H216ZM77 128H79V127H76V129H77ZM162 128H163V129H162ZM168 128H169V130H170V129H171V130H170V131H169V130L166 131ZM81 129H82V128H80L79 130H81ZM201 129H200V130H201ZM82 130H83V129H82ZM108 130L110 131V130H112V129H111V128H108V129L106 128V129H105V131H108ZM195 130H196V133H195ZM203 130H202V131H203ZM219 130H220V131H219ZM75 131H78V130H74V132H75ZM109 131H108V132H109ZM112 131H113V130H112ZM179 131H181V130H179ZM74 132H73V133H74ZM78 132H79V131H78ZM110 132H111V131H110ZM166 132H168V133H166ZM193 132H194V133H193ZM203 132H204V131H203ZM217 132H218V133H217ZM253 132L256 133L255 131H253ZM253 132H250L251 137H253V135H254ZM163 133H162V134H163ZM207 133H208V132H207ZM226 133H227V132H226ZM196 134H197V135H196ZM221 134H222V133H221ZM194 135H195V137H193ZM200 135L202 136V134H200ZM210 135H211V134H210ZM212 135H214V134H212ZM212 135H211V137H212ZM219 135H220V134H219ZM223 135H221V136H222V137H225V135H227V134H225L224 136H223ZM237 135H238V134H237ZM242 135H243V133H242ZM240 136H241V135H240ZM240 136H239V135L236 136V140H237V137H238V140H239V138H240L241 140H243V139H245V138L247 137L245 134L243 135V137L245 136V138H242V136H241V137H240ZM218 137H219V136H218ZM222 137L216 139L217 141H215V137H212V139H210V137H209V138H208L209 142H208V141H207L208 143H207V142H204V143H205V144L203 143L204 146H203V145H202V147L200 146V147L203 148V149L201 150L200 147H199V149L201 150V152H200V150H199L198 147H197V150L200 152V155L198 154V155H199L198 157H197V156H192V160H193V159H195V160L193 161V164L190 166L191 168H189L190 171H188V172H191L192 169H193V171H195L194 168L196 167V165H197V163H198L197 160H199L200 163H201V156L203 157V155H204L206 152H207V153H206V155H204V156H205V157H206V156L208 157V155L213 154V153H211V152H214L216 149L219 150L220 148H222V147H219V148H218V147L216 146V145L218 144V141H219L220 139H222ZM225 138H226L225 140L227 141V138H228V137L226 136ZM247 139H249V135H248ZM247 139H246V140H247ZM223 140H224V139L221 140V143L223 142ZM238 140L235 141V143H239L240 140H239V141H238ZM91 141H92V140H89V142H91ZM94 141H95V140H94ZM31 142H32V141H31ZM32 143L34 144V142H32ZM32 143H31V144H32ZM246 143H247V144H246ZM12 144H13V143H12ZM12 144H11V145H12ZM26 144H27V143H26ZM29 144H30V143H29ZM29 144H28L27 146H31V144H30V145H29ZM35 144H36V143H35ZM35 144H34V145H35ZM262 144H264V143H261L259 146H261ZM34 145H33V147H34ZM220 145H221V144H220ZM220 145H218V146H220ZM222 145H223V144H222ZM245 145H246V146H245ZM12 146H14V145H12ZM35 146H36V145H35ZM198 146H199V145H198ZM205 146H206V147H205ZM243 146H245V147H244V149H242V150L245 151V149H247V150H249V152L251 151V149H252V151L254 152L255 150H253V148H254V149L257 148V150H258V148H259V146L256 147V145H254L255 147H254V146L252 147V145L249 144L248 141H245V144H244ZM10 147H11V146H10ZM15 147H16V149H18V148H19V145L16 144ZM15 147H13V148H15ZM139 147H140V146H139ZM145 147H146V144H145ZM178 147H179V146H178ZM191 147H192V146H190V148H191ZM204 147H205V148H204ZM215 147H217V148H215ZM262 147H263V146H262ZM262 147H260V150H261ZM11 148H12V147H11ZM29 148H30V147H29ZM31 148H32V147H31ZM136 148H137V147H136ZM141 148H142V147H141ZM141 148H138V149L141 150ZM176 148H177V147H176ZM193 148H195V146L192 147L191 149L193 150ZM242 148H243V147H242ZM16 149H15V150H16ZM138 149H137V150H138ZM144 149L146 150V148H143L142 150H144ZM149 149H150V147H149ZM188 149H189V148H188ZM262 149H263V148H262ZM25 150H26V149H25ZM186 150H187V148H186ZM186 150H185V151H186ZM194 150H195V149H194ZM194 150H193V151H194ZM211 150H212V151H211ZM220 150H221V149H220ZM247 150H246V151H247ZM263 150H264V149H263ZM208 151H209V152H208ZM210 151H211V152H210ZM252 151H251V152H252ZM186 152H187V154H186V153H185V154H186V156H188V155L190 154V152H188V151H186ZM196 152H197V151H196ZM216 152H217V151H216ZM253 152H252V153H253ZM157 153H158V152H157ZM157 153L155 152L154 154H152V158H153V159H156V158L159 156L160 152H159L158 156L156 155ZM188 153H189V154H188ZM194 153H195V152H194ZM197 153H198V152H197ZM197 153H196V154H192V153H191V155H197ZM201 153H203V155H202ZM210 153H211V154H210ZM65 154L68 155V154H69V151H68L67 153L65 152ZM65 154H63V155H65ZM70 154H72V152H70ZM110 154H111V153H110ZM110 154H109V155H110ZM174 154H175V153H174ZM207 154H208V155H207ZM63 155H62V156H63ZM109 155H107V156L109 157ZM111 155H113V154H111ZM62 156H61V158H59V159H58V158H55V159L57 160V163L59 162V164H60V163L62 162V160H61V159H63ZM141 156L144 157V154H143V155L140 154V157H141ZM146 156H148L147 158H150V155H149V154L146 155ZM261 156H263V154H262ZM261 156H260V157H261ZM64 157L67 158V156H64ZM111 157H112V158H115V157H113V156H111ZM111 157H110V158H111ZM140 157H139V158H140ZM188 157H189V156H188ZM190 157H191V156H190ZM194 157H195V158H194ZM199 157H200V158H199ZM207 157H206V158H207ZM218 157H219V156H218ZM66 158H64V159H66ZM102 158H103V157H102ZM147 158H146V159L144 158V160H147ZM198 158H199V159H198ZM55 159H54V160L52 159V161L55 162V161H56ZM106 159H108V158H106ZM140 159H141V158H140ZM140 159H139V160H140ZM253 159H254V157H253ZM255 159H256V157H255ZM259 159H260V161H261V159H262V161H263V158H259ZM95 160H96V159H95ZM142 160H143V159H142ZM144 160H143V162H145ZM203 160H205V159L203 158ZM206 160H207V159H206ZM214 160H216V158H214ZM219 160H220V159H219ZM219 160L215 161V163H214V161H213L212 163L215 165L216 163H218ZM92 161H93V160H92ZM92 161L84 162V163H82V164H84V165L90 164V165H93V166H94V164H96V166H97V164H99V162H100V160H99L98 163H96L95 161H94V162H92ZM148 161H150V159H148ZM148 161H146V162H148ZM254 161L256 162V160H254ZM257 161H258V159H257ZM262 161H261V162H262ZM63 162H64V161H63ZM70 162H71V161H70ZM70 162H67V163L70 164ZM89 162H90V163H89ZM91 162H92V163H91ZM141 162H142V161H141ZM143 162H142V163H143ZM220 162H221V161H219V163H220ZM261 162H260V163H261ZM57 163L55 162V163H53V165H54V164L57 165ZM71 163H72V162H71ZM139 163H140V161H139ZM203 163H204V161L200 164V166H202ZM221 163H222V162H221ZM260 163H259V164H260ZM262 163H264V161H263ZM3 164L6 165V166H7V165H9V166H11V165L15 166V165H16L14 162H6V163H3ZM14 164H15V165H14ZM61 164H62V163H61ZM208 164H209V163H208ZM56 165H54V166H56ZM84 165H83V166H84ZM198 165H199V164H198ZM198 165H197V166H198ZM205 165H207V164H205ZM205 165H203V166H205ZM217 165H218V164H216V167H217ZM256 165H258V164L255 163V165H254V163H253V167H252V168H254V166H255V168H254L253 170H255V169H259V167H256ZM68 166H69V165H68ZM71 166H72V165H71ZM71 166H70V168H73L75 165H73L72 167H71ZM212 166H213V165H212ZM212 166H211V167H212ZM258 166H259V165H258ZM30 167H31V166H30ZM213 167H214V166H213ZM213 167H212V168H213ZM31 168H34V167H31ZM31 168L26 167L25 169H27V170H29V171H34V170H35V168L32 169V170H30ZM212 168H211V169H212ZM195 169H196V168H195ZM205 169H206V168H205ZM14 170H15V169H14ZM14 170H12V171H14ZM187 170H188V168H187ZM207 170L209 171V170H210V167H209V169H207ZM253 170H252V171H253ZM205 171H206V170H205ZM257 171H258V170H257ZM209 172H210V171H209ZM248 172H249V171H248ZM248 172H247V175H248V174H249V175L255 174V176H256V175H257V176L261 175V177H259V178H261V180H260V179H259L260 181L257 180V183H258V182H260V183L262 182L263 185H264V174H263V173H260V174L258 175V174H256L255 172H254V173L252 172V174H250V173H248ZM205 173H207V172H205ZM12 174H16V172H13ZM192 174H195V173L193 172ZM208 174H209V173H208ZM249 175H248V176H249ZM253 176H254V175H253ZM178 177H179V176H178ZM183 177H184V176H183ZM60 178H61V177H60ZM192 178H193V176H192ZM249 178L251 179V177H249ZM256 178H257V177H256ZM75 179H76V177H75ZM176 179H178V178H176ZM176 179H175V181H177ZM206 179H207V178H206ZM55 180H57V178H56ZM187 180H189V179H187V178L185 179V178H184V179L181 180V177H180V181H181V182H186ZM207 180H208V179H207ZM70 181H71V179H70ZM175 181H173V182H175ZM208 181H209V180H208ZM72 182H73V181H72ZM87 183H88V184H91L90 187L92 186L91 188H89V186H88V188H87L88 191H89V189H91V190H93V191H91L92 193H93L94 191L96 192V195L94 194V196H97V193H98V194L100 193L99 190H100L101 187H103L104 190H105V187L107 188V186L102 185L103 183H101V182H100L101 187H99V188L96 187V186H99V185H98V182H96V183H91V181H87L85 185H87ZM60 184H61V183H59L58 185H60ZM62 184H64V183H62ZM238 184H239V183H237L236 186L234 185V186H235V187L233 186L234 188L231 187V188H230V191L234 192V191H233L234 189L237 190L236 188H237ZM66 185H67V184H66ZM71 185H72V183H71ZM74 185H77V184L75 183ZM74 185H72V186H74ZM261 185H262V184H260V186H261ZM51 186H57V185L54 184V185H51ZM51 186L48 188V191H47V192H48V193H53V192L55 193L56 191H53V189H55V188H57V187H54V188H53V187H51ZM82 186H84V185H82ZM104 186H105V187H104ZM256 186L259 187L260 189L263 188V186H261V187L259 186V183H258V185H256ZM256 186H255V188H256ZM84 187H85V186H84ZM60 188H61V190H62L63 187L60 186ZM75 188H76V187H75ZM3 189H4V190H3V193H4V192L6 191V188H3ZM63 189H64V188H63ZM256 189H258V188H256ZM260 189H259V190H260ZM263 189H264V188H263ZM7 190H8V189H7ZM38 190H39V189H38ZM38 190H37V191H38ZM55 190H56V189H55ZM58 190H59V188L57 189V192H59ZM75 190H76V189H74V188L72 187V189L70 190L71 192L69 191V193H68V192H67V193H68V194H71V193L74 194V191H75ZM80 190H82V188H80L79 191H80ZM101 190H102V189H101ZM261 190H262V189H261ZM1 191H2V188H1ZM37 191H36V188H35V191H33V192H35V193L37 194ZM52 191H53V192H52ZM66 191H68V190H66ZM76 191H78V190H76ZM82 191H84V194L87 192L85 189H83ZM102 191H103V190H102ZM6 192H7V191H6ZM6 192H5V194L3 195L4 197H6V196H5V195H6ZM9 192H12V191L9 190ZM9 192H8V194H10ZM38 192H39V191H38ZM89 192H90V191H89ZM236 192H237V191H236ZM54 193H53V194H54ZM65 193H66V192H65ZM77 193H78V192H77ZM77 193H76V196H77ZM82 193H83V192H82ZM92 193H91V194H92ZM164 193L166 194V192H164ZM164 193H163V194H164ZM170 193H171V192H170ZM1 194H2V192H1ZM13 194H14V193H11V195H13ZM38 194H39V193H38ZM38 194H37V196H38ZM171 194H172L171 199H176L175 197H177V195H174L173 193H171ZM171 194H170V195H171ZM14 195H15V194H14ZM14 195H13V196H14ZM86 195H88V192H87ZM86 195H84V197H83V194L81 195V192H80V196L77 197V200H76V198H75L76 196H74L73 198H74L75 200L72 198L73 203L76 201V202L74 203V205H79L80 203H81L82 205L85 204L84 202H87V200H85L83 203H82V201H83V198H84V199L87 198ZM148 195H149V194H148ZM170 195H169V196H168V195L163 196V195L161 194L162 197H166V196H168L167 198H169ZM3 196H2V197H3ZM33 196L35 197L36 195L33 194ZM43 196H45V197H49V196H46V195H43ZM59 196H60V195H59ZM61 196H62V195H61ZM71 196H73V195H71ZM71 196H69V199H71V198H70ZM141 196H142V195H141ZM157 196H160V195H157ZM161 196H160V197H161ZM259 196H261V194H260ZM259 196H258V197H259ZM64 197H65V198H66V197L68 198V195H67V194H64ZM80 197L82 198V199H81V200H82L81 202H79V201H80V200H79ZM85 197H86V198H85ZM147 197H149L148 199H150V201H151L152 198H154V196H152V198H151L150 195H149V196L145 195V197H144V196L141 197V200H142V199H145V200H143V201L146 202ZM155 197H156V196H155ZM160 197H159V198H160ZM162 197L160 198L161 200H158L159 198H158V199H157V198H154V199H157L159 202H160V201L162 202L163 200L166 199V198L163 199ZM253 197H254V199H255V196H253ZM253 197H252V198H253ZM258 197H257V198H258ZM8 198H9V197H8ZM10 198H11V197H10ZM50 198H51V197H50ZM50 198H49V199H50ZM89 198H90V197H88V199H89ZM138 198H140V197H138ZM247 198H248V197H247ZM252 198L250 197V198H248V199L250 200V199H252ZM259 198L261 199L262 197H259ZM259 198H258V199H255V200H257V202L255 201V203H258V201L260 200ZM46 199H47V198H46ZM162 199H163V200H162ZM234 199H236V198H234ZM243 199H244V198H243ZM243 199H242V202H243V203L238 202V201H237L238 199H236L237 203H239V205H241V208H242L243 206H245L246 204L249 206L248 203H250V202L246 201L245 199H244V200H245L246 203H244ZM254 199H253V200H254ZM263 199H264V198H263ZM78 200H79V201H78ZM139 200H140V199H139ZM239 200H240V199H239ZM150 201H149V202L147 201L148 203H146V205H145V202H144L143 204H144L145 206H143V207H141V208L138 207L136 204H133L132 207L130 206L129 208L123 209V210H122V213H123V211L125 212V210H126V212H127L128 214L131 213L130 211H132L131 215H132L133 213L136 212V213H135L134 215H132V216H137V217H136V219L134 218V220H132V222H133V221H134V222H135V221H138V220H140L139 218H140L141 216L146 215V213L148 214V212L153 211V210H149V208H150V205H149V204H152L151 207L153 208V207H154V203H159L158 201L155 202L156 200H153V201H154L153 203L150 202ZM225 201H226V203H227V201L229 202L230 200H227V199H226ZM225 201H224V203H225ZM240 201H241V200H240ZM250 201H252V200H250ZM19 202H20V201H19ZM19 202H18V203H19ZM78 202H79V204H77ZM210 202H211V203H209V201L207 202V204H206L207 207H211L210 204H212V201H210ZM231 202H235V200H234V201H231ZM231 202H229L230 204H228V206H230V205L234 206V204L236 203V202H235V203L231 204ZM247 202H248V203H247ZM252 202H254V201H252ZM259 202H260V201H259ZM21 203H22V201L20 202V204H21ZM24 203H25V202H24ZM24 203H23V205H24ZM208 203H209V204H208ZM224 203H222L223 205H222L221 203H218L219 205H218V204L216 205L215 202H214L213 204H215V205H214L215 207H214V206H212V207L216 208L215 210L218 211V210L223 209L224 207H226V206H224V205H225ZM2 204H3V203H2ZM11 204H13V203H11ZM15 204H17V202H16ZM25 204H26V203H25ZM44 204H45V203H44ZM81 204H80V205H81ZM213 204H212V205H213ZM243 204H245V205H243ZM259 204H260V203H258V207H259V209H260V208H262L263 205H261V204L259 205ZM262 204H263V203H262ZM3 205H4V206H3ZM3 205L0 204V206H2V208H4L5 205H6V208H4L5 210L2 211V212L0 211V212L2 213V216H0V218L3 219V220L0 219V220H1V221H0V231H1L0 234L2 233V234H1L2 237H3L4 235L6 236V234H4V233L2 232V231H6V229H7V230H8V229L12 230V231H10V230L7 231V232H9V234H10V236H8V234H7L8 237H12L15 233L17 234L18 229H19V232H20V234L18 233L19 235H18V234H17V235L15 234V236L12 237V238H14V239L10 238L11 240H13L12 242L10 241V243L13 244V250H12V251L15 250V249H14V248H15L14 246H16L17 249L20 247L21 244H17V242H20V243H23L24 245H23V247L21 246V250L19 249V250H20L19 252H23V253H24V252H27V253H29L30 251H32V255H34V253L36 254V251H38L39 255H41V253L44 252V248H43V249H39V250H37V248H38V247L40 248L41 245H42V246L44 245V247H45V244H44V243L41 244V242L43 241V240H42L43 237H45L44 235H46V234L48 235V232H49V231H50V232H51L52 230L54 231V230L56 229L57 226L55 227V226L52 224V226L54 227V229H52L51 225H47V224H48V223H47V220H46V219L43 220V217H44V215H42L43 213H39V212H41L42 210H40V211L37 210V211H38V214H37L36 211L33 209V208L36 206L34 203H33V204H31V203L28 204V206H29V205H33L34 207H33V206H32V207L29 206V208H28V206L25 205V206L27 207V209H26L25 206H23L25 211H23V210L21 211V209H22V205H19V204H18V205H19V208L17 207L18 205H17L16 207H14L15 205H12L13 207H11L10 204H9V206H8L7 204H3ZM47 205H48V204H47ZM47 205L45 204L44 206H47ZM49 205L52 206L51 203H50ZM148 205H149V206H148ZM204 205H205V204H204ZM206 205H205V206H206ZM226 205H227V204H226ZM253 205H254V203H253ZM253 205L250 204L251 207H252ZM20 206H21V207H20ZM53 206H54V205H53ZM53 206H52V207H53ZM65 206H66V205H65ZM205 206L202 208V210H203L204 208H206ZM223 206H224V207H223ZM228 206H227V207H228ZM237 206H238V205H237ZM254 206H255V205H254ZM260 206H261V207H260ZM42 207H43V205H42ZM42 207H41V208H42ZM103 207H104V205H103ZM103 207H101V208H103ZM134 207H136V208H134ZM194 207H195V208H194ZM194 207H193V210H190V211H192V212H189V214H190V213H191V214L194 213V214H193V216L195 215L194 217H198V216H199L198 219H203V220H205V219H206L205 215H204V216H201V215H203V211L200 210V208H199L200 206H199V207H198V206L196 207V205H195ZM218 207H219V209H217ZM251 207H248V208H247V206H246L245 208H247V209H245V211H246V210L250 211L249 208H251ZM256 207H257V206H256ZM2 208H1V209H2ZM43 208H44V207H43ZM46 208H47V207H46ZM46 208L44 209V211L47 210V209H49V211H52V210H53V209L50 210L51 207H50V208H47V209H46ZM65 208L67 209V207H64V209H65ZM98 208H99V207H98ZM98 208H96V210H95V208L92 209V212H94V210L96 211L95 214L92 213V214H93V215H92L93 217H94V215H95L94 218L92 217V218H93V222H94V223H93V224H94L93 226H98V225H99V224H98V223H99V218L101 219V220H100L101 223L106 222V221H108V220H111L110 218H113V216L111 215V213H109L110 215H109V217H108V211H106V212H107V214H106V213H105V210L102 211L103 209L101 210V208L99 209L100 211L98 212V213H99V214H98V213H97ZM130 208H131V209H130ZM138 208H140V209H138ZM145 208H146V209H145ZM231 208H232V207H230V209H231ZM235 208H237V207L235 206ZM241 208L238 207V210L240 209V212L242 213V212H244V210L242 211ZM57 209H58V206H57ZM206 209H207V208H206ZM206 209H205V210H206ZM227 209H229V207H228ZM243 209H244V208H243ZM252 209H253V210H252L253 212L258 211V210L254 211L256 208H253V207H252ZM257 209H258V208H257ZM2 210H3V209H2ZM58 210H59V209H58ZM62 210H63V209H61V210H59V211L62 212ZM148 210H149V211H148ZM169 210H170V209H168V211H169ZM209 210H210V209H208V213H210V218H211L212 215H213V214H216L215 212H217V211L214 210V211H213V214H212L211 211L209 212ZM224 210H225V212L227 211L226 208H224ZM232 210H233V209H232ZM232 210H231V211H232ZM236 210H237V209H236ZM262 210H264V208H262ZM19 211H21L20 213H22V214L25 213V215H24L23 218H22L21 216H20V217L18 216L19 219H18V218L16 219L15 216H16V215H20V214H19ZM34 211H35V212H34ZM49 211L47 210V215H48V214L51 215V213L53 214V211L50 212V213H49ZM56 211H57V210H56ZM66 211H67V210H64V212H66ZM82 211H83V210H81V212H82ZM84 211H85V210H84ZM84 211L82 212V217H84V216L91 217L90 214L87 215V214L89 213L90 210H88V211H86V212H84ZM120 211H121V209H120ZM120 211H119V212H120ZM128 211H129V212H128ZM138 211H139V212H138ZM168 211H167V213H168ZM177 211H179V210H177ZM220 211H221V210H220ZM229 211H230V210H229ZM231 211H230V212H231ZM248 211H247V212H248ZM260 211H261V210H260ZM23 212H24V213H23ZM42 212H43V211H42ZM73 212H74V211H73ZM75 212H76L75 214H78L79 210H78V212H77V210H76ZM81 212H79V216H81V215H80ZM100 212H102V213H101L102 215L105 214V216H104V215H103V216H104L105 218H107V219H104V217L100 214ZM126 212H125V214H126ZM169 212H172V211H169ZM195 212H196V213H195ZM197 212H198V213H197ZM218 212H219V211H218ZM218 212H217V213H218ZM222 212H224V211H222ZM222 212H220V213H222ZM225 212H224V213H225ZM227 212H228V211H227ZM234 212H235V209H234V211H233V214H235ZM240 212L238 211L237 213L240 214ZM247 212L241 214V215H242L241 218H243L245 215H249V214H247ZM253 212H252V213H253ZM262 212L264 213V211H262ZM1 213H0V214H1ZM35 213H36L37 215H36ZM54 213H55V212H54ZM84 213H85V214H84ZM137 213H138V214H137ZM177 213H181V212H177ZM248 213H249V212H248ZM250 213H251V212H250ZM256 213H257V212H256ZM256 213H255V217H256ZM259 213H260V215L263 214V213H261V212H258V214H259ZM22 214H21V215H22ZM39 214L42 215V217H41V216H40V217L42 218L43 221H42L41 218L38 216ZM44 214H45V212H44ZM170 214H171V213H170ZM196 214H198V215L196 216ZM211 214H212V215H211ZM225 214H226V213H225ZM225 214H224V216H223L224 218L222 217V219L220 218V220H219L221 223H220V222L217 223V221H218V219H217V220H216V224H215V223L213 224V222L215 221L214 218H213V219L211 218V220H210V218H209V220H210V221L208 220L209 222H207V220H205V221L200 220V221H203L204 223L207 222V223H208V225L206 224L207 227H208L209 229L212 230V231H210L207 227H205V224L203 223V226L205 227V229H204V227H203V231H205L206 228H207V230H209V231H208L209 233L206 232L207 230H206L205 232H206L209 236L212 235V236L209 237L208 240H210L211 238L214 239L213 241H212V239H211L210 242H209V244L211 243V241H212V242L215 241V237H213V234H214V230H216V231L218 232V233H216V231H215V233L217 234V237L220 236L219 238L221 239V241H220V239L216 237V238L218 239V242L222 243V241H223V243H222V244H223V245H222V249H221V248H220V249L223 251V248H224V252L226 251L225 248L228 249V247H225V246H224L226 239H227V240L229 239V238H226V237H230V238H231V236H229V235H232V234L237 235L235 232H233V231H231L230 229H228L229 225L226 226V225H227L226 222H227V223H229L230 221L232 222L233 219L231 218L232 220H230V218H228V220H230V221L228 222V220H227V216H226V220H225ZM227 214H228V213H227ZM227 214H226V215H227ZM231 214H232V213H231ZM244 214H245V215H244ZM33 215H34V217H36V216L39 217V218H40L39 221H37V220L34 218L35 221L32 223V221H33ZM97 215H99V216H97ZM106 215H107V217H106ZM228 215H229V214H228ZM243 215H244V216H243ZM251 215H252V214H250L249 216H251ZM263 215H264V214H263ZM22 216H23V215H22ZM96 216H97V217H96ZM101 216H102L103 218H102ZM200 216H201V217H200ZM208 216H209V215H208ZM253 216H254V214H253ZM253 216H252V217H253ZM37 217H36V218H37ZM202 217H203V218H202ZM230 217H232V216H230ZM234 217H235V216H233V218H234ZM255 217H253V218H255ZM259 217H260V216H257V218H259ZM263 217H264V216H263ZM63 218H64V217H63ZM65 218H66V217H65ZM65 218H64V219H65ZM96 218L98 219V221H97ZM131 218H132V217H131ZM215 218H216V217H215ZM235 218H236V219L238 218L237 214H236V217H235ZM235 218H234V219H235ZM239 218H240V217H239ZM244 218H245V219H244ZM244 218L242 219L241 223H240L239 221L237 222V220H236V221L233 220L232 223L235 224V222H236L237 225H238V223H240V225H241L242 223H243V224L246 223V225H245V224H244V225L247 227V232H248V233L250 232L251 234H250V233H249V234L245 233V234L248 235V236H247L248 238H249V235L253 236V237H252L253 242H254L255 239L257 238L258 240L256 239V242L258 241L257 243L260 244V242H261V237H263V239H264V225H263V223H262V221H261L262 219H261V220L259 219V220H260L259 222H261V224H262V225L259 224V225L261 226V227H260V226H258V223H259V222L257 223V225H255V223H254L255 221L253 222V218H252V223H254V226L256 227V228H255V227L253 228V225H252V224H251L252 226H250V223H251V222L248 221V220H250L251 218H250V217H248V218H250V219H248L247 217H244ZM257 218H255L254 220H257ZM261 218H262V217H261ZM31 219H32V220H31ZM68 219H69V217H68ZM68 219H67V220H68ZM90 219H91V218H90ZM247 219H248V220H247ZM21 220H23V222H22ZM25 220H26V221H28V220L30 221V220H31V223H32V224H29V225H31V226H27V225H26L27 227H25V224H24V221H25ZM60 220H61V222L63 221L62 217L60 218ZM94 220H95V221H94ZM127 220H129V219H127ZM127 220H126V221H127ZM130 220H131V219H130ZM212 220H213V222H212ZM221 220H222V221H221ZM223 220H224V222L226 221L225 224H223V223H224ZM239 220H240V219H239ZM263 220H264V218H263ZM26 221H25V222H26ZM29 221H28V222H29ZM36 221H37V222H36ZM44 221L46 222V224L43 223ZM65 221H66V220H65ZM65 221H63V222H65ZM96 221H97L98 223H97ZM126 221H125V222H126ZM243 221H244V222H243ZM250 221H251V220H250ZM28 222H26V223H28ZM67 222H68L69 224H72V223H71L72 221H70V220H68ZM129 222H130V221H129ZM129 222L127 221V224H128ZM211 222H212V224H211ZM231 222H230V223H231ZM247 222H248L249 224H248ZM95 223H96V224H95ZM230 223H229V224H230ZM20 224H24V226H22V225H20ZM59 224H60V223H59ZM62 224H64V223H61V224H60V228H58L59 230H61V225H62ZM69 224H68V226H67V223L65 222V226L62 225V226H64V229H63V227H62V230L67 231V230H68V227H69ZM125 224H126V223H125ZM201 224H202V223H201ZM236 224H235V225H236ZM243 224H242V226H244ZM19 225H20L21 227H20ZM34 225H35V226H34ZM231 225H232V224H231ZM235 225H234V226H235ZM237 225L235 226V227L237 228V231H238V232H237V233H238V236H236L237 238L234 236L236 239H232V238H234V237H232L231 239H229V240L231 241L230 243H228L229 240H228V242L226 241V246H227V243H228L229 245H231L229 248H232V247H233L232 245H234V242H233L232 240H234V241H235V240H237V241H238V240H241L242 242L238 241L239 243L242 244V245H241V246H242L241 248H242V249L244 248V245H243V244H247L245 248L248 250V248H249V247H248V244H250L249 241L252 242V239L249 238V239H250V240H248L249 243H248L247 241L245 242L244 239H246V238H242V235H239L240 232H239L238 229H239V227H240V230L242 231L243 228L245 229L246 227H243V228H242V226H239V225L237 226ZM225 226H226V227H225ZM248 226H249V228H248ZM9 227H12V228H9ZM66 227H67V228H66ZM127 227H128V226H127ZM127 227L125 226V228H127ZM193 227H194V225H193ZM251 227H252V228H251ZM259 227H260V228H259ZM21 228H22V229L24 228V230H23L24 233H21ZM25 228H26L27 230H25ZM128 228H129V227H128ZM130 228H131V227H130ZM135 228H136V227H135ZM137 228H139V229H136V230H138L137 233H136V231H134L133 233H128V231H126L127 234H125V232H124V233H122V234H120V235L125 234V235H128L127 238L131 236V239H133L134 236H139V235H140L139 230H141V229H140L141 227H137ZM191 228H192V227H191ZM191 228H190L191 231H189V232H192L193 235H194L195 233H194L193 230H192V229H194V228H192V229H191ZM230 228H231V226H230ZM28 229L31 230V233H30V230H28ZM51 229H52V230H51ZM58 229H57V230H58ZM231 229H234V227L232 226ZM249 229H252V230L250 231ZM256 229H257L258 231H257ZM260 229H261V230H260ZM48 230H49V231H48ZM131 230H132V229H131ZM134 230H135V229H134ZM229 230H230V231H229ZM234 230H235V229H234ZM248 230H249V231H248ZM16 231H17V232H16ZM25 231H28V232H25ZM228 231L231 232V234H230V233L228 234ZM235 231H236V230H235ZM261 231H262V232H261ZM140 232H141V231H140ZM210 232H211V234H210ZM224 232H225V234H224ZM245 232H246V231H245ZM26 233H28V235H27ZM32 233H33V234H32ZM135 233H136V234H135ZM138 233H139V234H138ZM203 233H204V232H203ZM242 233H243V236L246 237V235H244V231H242ZM242 233H241V234H242ZM254 233H255V234H254ZM260 233H261V234H260ZM21 234H22V235H21ZM30 234H31V235H30ZM63 234H64V233H63ZM134 234H135V235H134ZM141 234H142V233H141ZM186 234H188V233H186ZM207 234H203V238H204V240H205V238H208V237H207V236H208ZM252 234H254V235H256V236H254V235H252ZM47 235H46V236H47ZM49 235H50V233H49ZM83 235H84L83 237H85V239H87V238L90 236L89 233H88V236H87V232H85ZM125 235H124V236H125ZM129 235H130V236H129ZM143 235H144V234H142V236H143ZM225 235H227V236H226L225 238H223V240H222V236H225ZM5 236H4V237H5ZM64 236H65V234H64ZM113 236H114V235L111 236V237H112L111 240H113ZM117 236H119V234H117ZM124 236H123V237H124ZM204 236H206V237H204ZM239 236H241V239H239V238H240ZM2 237L0 236V240H2V239H1ZM8 237H7V238H8ZM48 237H49V236H48ZM66 237H67V235H66ZM72 237H73V235H72ZM83 237H82V239H83ZM114 237H116V235H115ZM139 237H140V236H139ZM258 237H259V238H258ZM49 238H50V237H49ZM49 238H48V239H49ZM61 238H62V235H61ZM61 238H59V239H61ZM119 238L122 239V236L119 237ZM172 238H176V237H172ZM172 238H170V239L172 240ZM193 238H194V236H193ZM248 238H247V239H248ZM5 239H6V238H5ZM44 239H45V238H44ZM80 239H81V238H80ZM82 239H81V240H82ZM116 239H117V237H116ZM116 239H114V240H116ZM123 239H125V238H123ZM129 239H130V238H129ZM135 239H136V238H135ZM140 239H141V238H140ZM195 239H196V238H195ZM195 239H193V240H195ZM217 239H216V240H217ZM224 239H225V241H224ZM242 239L244 240V242H243ZM263 239H262V243H261V244L264 246V244H263L264 240H263ZM3 240H4V239H3ZM8 240H9V239H6V243H7ZM61 240H62V239H61ZM61 240L56 239L57 242L59 241V244H60V241H61ZM78 240H79V239H78ZM81 240H80V241H81ZM83 240H84V239H83ZM83 240H82V241H83ZM117 240H118V239H117ZM126 240H128V239H126ZM137 240H138V237H137ZM173 240L177 241V238H176V239H173ZM188 240H192V239H188ZM188 240H187V241H188ZM198 240H199V239H197V241H195V245L197 244V246L199 247L200 245H202V244H200L202 240H200V241H198ZM204 240L202 241L203 243H204ZM208 240H205V242L208 243ZM4 241H5V240H4ZM4 241H0V243H2V242H4ZM45 241L48 243V241H47V237H46ZM84 241H85V240H84ZM237 241H236V242H237ZM61 242H62V243L60 244V248H61L62 244H64L63 241H61ZM74 242L76 243V241H74ZM77 242H78V241H77ZM85 242H86V241H85ZM177 242H178V243H177ZM177 242H174V241H173V243L176 245V247H177V245H179L180 243H182V242L179 243V241H177ZM188 242H189V241H188ZM188 242H186L187 244L185 243V241H184L183 243H184V245L187 246V245H188ZM193 242H194V241H193ZM193 242H192V245H193V247H194V248H193V251H194V249L199 251V250H200V247H199V249H198V247L194 246V243H193ZM197 242H200V243H199L200 245H198ZM215 242H216V241H215ZM236 242H235V244H236ZM238 242H237V244H238V246H239L240 244H239ZM6 243H4V244L6 245ZM54 243H55V245L57 244L56 242H54ZM54 243H53V244H54ZM79 243L82 244V242H78V244H79ZM83 243H84V242H83ZM183 243H182V244H183ZM206 243H204V245H205ZM257 243H255V244H256V247H257V245H258ZM8 244H9V241H8L7 245H8ZM182 244H180V246H178L179 249L182 248L181 246H184V245H182ZM209 244H208V247H209ZM211 244H213V243H211ZM211 244H210V245H211ZM216 244H217V243H216ZM218 244H219V243H218ZM255 244H254V245H255ZM261 244L259 245V249L261 248V247H260ZM0 245H1V244H0ZM9 245H10V244H9ZM18 245H19V247H17ZM39 245H40V246H39ZM76 245H77V244H76ZM79 245H80V244H79ZM79 245H78V247H80ZM94 245H95V244H94ZM204 245H202V246H204ZM220 245H221V244H220ZM2 246H3V243H2ZM28 246H29V247H28ZM30 246H31V247H30ZM46 246H47V245H46ZM95 246H96V245H95ZM249 246H250V247L252 246L251 248H253V250H255L254 247H253V244H250ZM0 247H1V246H0ZM10 247H11V249H12V246H10ZM10 247H9V248H10ZM32 247H33V248H32ZM51 247H52V246H51ZM96 247H97V246H96ZM96 247H95V248H96ZM178 247H177V251H179ZM205 247H206V245H205ZM208 247H207V248H208ZM217 247H219V245L216 246V249H217ZM220 247H221V246H220ZM236 247H237V245H236L234 248H236ZM247 247H248V248H247ZM256 247H255V248H256ZM1 248H2V247H1ZM56 248H57V247H56ZM75 248H76V247H74V248H72V249H75ZM92 248H93V247H92ZM146 248H147V249H146ZM213 248H214V247H213ZM234 248L232 249V255H233V250H235ZM239 248H240V246H239ZM239 248H236L235 251H237V249H239ZM245 248H244V249H245ZM4 249H6L5 252H3ZM11 249L9 250V249H8V246H7V247H4V248L2 249L3 251H2V250H1V251H2V253H6V252L9 253V252L11 251ZM17 249H16V250H17ZM45 249H46V247H45ZM50 249H51V248H50ZM63 249H64V251H65V250H66V251H69V252H68V255H69V253H72V252H70V251H72V250H70V249L67 250V248L65 249V247H63L62 250H63ZM97 249H99V248L92 249V250H94V252H96L95 255H97V256H95V255H94V252H93L92 254L94 255V257H98V255L100 254V253H98V252H100V251H99V250L97 251ZM145 249H146V251L149 250L148 247H145ZM204 249H205V251L207 250L206 248H204ZM209 249H211V248L209 247ZM209 249H208V251H210ZM216 249L214 248L215 251L213 250L214 252H217L216 255H214L215 253L212 254L213 252H212V253L210 252V253H211L212 255H214V256H217L219 252H220V253L222 252V251H218V250L216 251ZM246 249H245V250H246ZM256 249L261 253V252L263 251L264 248H261V251H260L258 248H256ZM8 250H9V252H8ZM27 250H28L29 252H28ZM40 250H42L43 252L40 251ZM46 250H48V249H46ZM46 250H45V251H46ZM51 250H55V249L52 248ZM58 250H59V249H58ZM58 250H57V252H58ZM62 250H61V252L59 251L61 254L64 253V251L62 252ZM92 250H91V252H92ZM95 250H96V251H95ZM100 250L102 251V249H100ZM202 250H203V248H202ZM202 250H200V251L203 252ZM230 250H231V249H230ZM240 250H241V249H239V251H240ZM245 250H244V251H245ZM253 250H251V251H253ZM1 251H0V252H1ZM12 251L10 252L11 254L14 253V252H12ZM39 251H40L41 253H40ZM49 251H50V250H49ZM66 251H65V252H66ZM146 251H145V252H146ZM200 251H199V252L196 251V252H197V255H196L197 257L194 256V257H195V260H196L197 262H200L202 259L207 260L204 254H206V256H207L208 252L206 251L207 253H206V252H205V253L203 252V254L198 255V253H201ZM242 251H243V250H242ZM258 251H257V252H258ZM16 252H17V251H16ZM55 252H56V250H55ZM88 252H89V255H90V254H91L90 249L88 250ZM196 252L194 251L193 254H196ZM237 252H238V251H237ZM245 252H247V251H245ZM245 252H242V253L244 254ZM255 252H256V250L253 251L252 253H255ZM257 252H256V255L258 254ZM7 253H6V254H7ZM44 253H45V252H44ZM44 253H43L41 256L45 255ZM97 253H98V254H97ZM141 253H142V252H141ZM210 253H209V256L211 255ZM220 253H219V254H220ZM222 253H223V252H222ZM226 253L229 254V255H231V253L229 252V250H228V252L226 251ZM239 253H241V252H239ZM247 253H248V252H247ZM25 254H26V253H25ZM25 254H24V255H25ZM30 254H31V253H29V255H30ZM66 254H67V253H66ZM66 254H65V255L63 254V257H64V258L66 257ZM86 254H88V253L86 252L85 255H86ZM92 254H91V256L93 257ZM102 254H103V253H102ZM102 254H101V255H102ZM250 254H251V252H250ZM20 255H22V253H21ZM24 255H22V256H24ZM27 255H28V254H27ZM36 255H37V254H36ZM39 255H38V256H39ZM85 255L83 254V256H85ZM101 255H99V258L102 259V257H103L104 255H102V257H100ZM142 255H143V254H142ZM212 255H211V256H212ZM222 255H223V254H221V255H219V256H222ZM225 255H226V254L224 253V256H225ZM229 255H228V256H229ZM232 255H231V256H232ZM235 255H236V254H235ZM239 255H240V254H239ZM239 255H238V257H236L235 259H234V257H232V259H234V260H232V259L228 260V259H227V255H226V259L228 260V261H226V262H230V261H231V264H232V262L234 261V264H236V263L241 264V263L238 262V261L236 262V260H240V261H241V260H244V259H245L244 261H247V260H248V259H246L247 256H246V258L241 259V258H243V257H245V256L241 257L242 255H240V256H239ZM245 255H246V253H245ZM248 255H249V253H248ZM253 255H254V254H253ZM258 255H259V254H258ZM258 255H257V257H258ZM261 255L264 257V251H263V254H261ZM5 256H6V255H5ZM38 256H36V258H37ZM71 256H72V255L70 254L69 257H71ZM91 256H90V258L93 260L92 262H95V260L98 259V258L95 259L94 257H93V258H94V259H93ZM209 256H207V258H208ZM214 256H213V257H210V258L208 259V260H209V263H208V260L205 261V264H207V263L210 264V259H212L213 264H215L214 261L217 260V257H218V256L215 257V258H214ZM231 256H229V258H230ZM254 256H255V255H254ZM34 257H35V256H33V258H34ZM43 257H44V256H43ZM69 257H68V258H69ZM87 257H88V256H87ZM240 257H241V258H240ZM249 257L251 258V255L248 256V258H249ZM252 257H253V256H252ZM257 257H254V258L257 259ZM259 257H260L261 260H262V259L264 260L263 257H261V256H259ZM4 258H5V257H4ZM33 258H32V259H33ZM41 258H42V257H40V259L37 258V259L40 260V262L37 261V263L39 262V263L44 264L45 262L43 263V262L41 261ZM83 258H84V257H83ZM85 258H86V257H85ZM85 258H84V259H85ZM88 258H89V257H88ZM198 258H199L200 260H199ZM213 258H214L215 260H214ZM218 258H220V257H218ZM222 258H223V257H222ZM224 258H225V257H224ZM237 258H240V259H237ZM22 259H23V258H22ZM22 259H21V256H20L19 259H18V258L16 259L17 262H15V263L13 262V264H25L24 259H23V261H21ZM34 259H35V258H34ZM44 259H45V258H44ZM44 259L42 258V260H44ZM101 259H100V260H101ZM258 259H259V258H258ZM258 259H257V261H258ZM260 259H259V261H261ZM35 260H36V259H35ZM81 260H83V259H81ZM86 260H87V259H86ZM98 260H99V259H98ZM98 260H97V261H98ZM100 260H99V261H100ZM204 260H203V261H204ZM222 260H223V259H221V261H219V264H221V262H223V263L225 264V262H224L225 260H223V261H222ZM263 260H262V261H263ZM14 261H15V260H14ZM83 261H84V260H83ZM87 261H88V260H87ZM89 261H91V260L89 259ZM97 261H96V262H97ZM244 261H241V262H243V264H244V263H245ZM249 261H250V260H249ZM251 261L256 262V264L259 263V262L255 261V259H254V260H251ZM206 262H207V263H206ZM235 262H236V263H235ZM10 263H11V262H10ZM10 263H7V264H10ZM35 263H36V262H34V264H35ZM203 263H204V262H203ZM217 263H218V260H217ZM217 263H216V264H217ZM248 263H249V262H248ZM250 263L254 264L253 262H250ZM250 263H249V264H250ZM260 263H261V262H260ZM61 264H62V263H61ZM211 264H212V263H211ZM228 264H229V263H228ZM245 264H247V262H246ZM261 264H262V263H261ZM263 264H264V262H263Z\"/></svg>","mask_w":264,"mask_h":264}]
</instances>
